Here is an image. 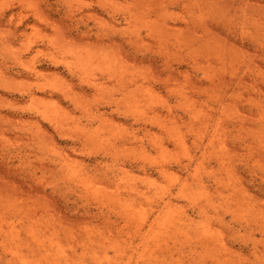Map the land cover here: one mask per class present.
I'll list each match as a JSON object with an SVG mask.
<instances>
[{"label":"bare ground","instance_id":"6f19581e","mask_svg":"<svg viewBox=\"0 0 264 264\" xmlns=\"http://www.w3.org/2000/svg\"><path fill=\"white\" fill-rule=\"evenodd\" d=\"M77 1V0H76ZM108 1H111V0H97V2H103V3H105L104 5L103 4H101V5H103V6H105V7H115V5H116V3L114 4V2H108ZM161 1V0H160ZM160 1H158V5H159V2ZM164 1V0H163ZM171 1V0H170ZM173 1V0H172ZM175 1V0H174ZM177 1H181V0H177ZM186 1V0H185ZM193 2H195L194 0H192ZM191 1V2H192ZM200 1H204L205 2V0H200ZM207 1V0H206ZM246 1V0H245ZM249 1V0H248ZM78 2L79 3H83L81 0L79 1L78 0ZM166 1H164V2H162V3H165ZM169 2V1H168ZM183 2V1H182ZM188 2H189V0H188ZM188 2H184L185 4H184V6H186V4L188 3ZM196 2H198V1H196ZM251 2L252 1H250L249 3L251 4ZM77 3V2H76ZM107 3L109 4V5H111V3H112V5L114 4V6H106L107 5ZM199 3V2H198ZM209 3H210V1H209ZM216 2H214L213 4H215ZM239 3H240V0H239ZM248 3V2H247ZM248 3V5H246V6H249L250 4ZM153 4V3H152ZM152 4L150 5V3H149V7L150 6H152ZM166 4H167V2H166ZM204 4V3H203ZM80 5V4H79ZM100 5V4H99ZM145 5H147V3H145ZM193 5H195V4H193ZM193 5H191V3H190V6H192L193 7ZM197 5V4H196ZM195 5V6H196ZM199 5L200 6H202L201 8H198V10H193L191 7H190V9H191V11H193L192 12V15L193 16H191V17H193L194 18V14H195V17L197 18V16H199V20L201 21V23L198 21H196V18H195V20H192L191 18H190V16H189V14H188V16H189V18L192 20V21H195V22H193V23H196L195 25L194 24H192L191 26L192 27H194V26H197V25H199L200 26V24H201V28H199V29H202V27H203V29L206 31V29H205V26H206V28H208V24L207 23H204V22H206V21H202L201 19H203L202 17H203V15L202 14H200V15H202L201 17H200V15H198L199 14V12H196V11H200V9L201 10H205L206 11V9L208 8L209 9V6H208V1L205 3V5H206V8H203L204 7V5H202L201 3H199ZM210 6H211V4H209ZM219 5V6H218ZM242 5V4H241ZM51 6V5H50ZM165 6V5H164ZM184 6L182 7V10L184 11ZM188 8H189V3H188ZM187 6H186V8H187ZM194 6V7H195ZM199 6V7H200ZM216 7L218 6L219 8L221 7L222 8V6H220V4H216L215 5ZM213 7V9H215L216 7ZM239 6V5H238ZM82 7H83V5H82ZM117 7V6H116ZM160 7H163V5L162 4H160L159 5V7H158V9L160 8ZM169 7V6H168ZM196 7H198V6H196ZM212 7V6H211ZM217 7V8H218ZM240 7V6H239ZM250 7V6H249ZM248 7V8H249ZM70 8V7H69ZM68 8V9H69ZM71 8H74V7H71ZM145 8L146 9H148V7L147 6H145ZM154 8V7H153ZM166 8L167 7H165V8H163L164 10L163 11H165L166 10ZM185 8V9H186ZM221 8L219 9V10H221ZM246 8V7H245ZM103 9V8H102ZM107 9V8H106ZM129 9H132V8H129ZM138 9V8H137ZM137 9H136V13H135V11H133L134 12V14H136L137 15V13H139L138 11H137ZM151 9V11H153V10H155V9H153L152 10V8L150 7L149 8V10ZM157 9V8H156ZM157 9V10H158ZM189 9V10H190ZM224 9V8H223ZM240 9V8H239ZM247 9V8H246ZM245 9V10H246ZM70 10V9H69ZM73 10V9H72ZM77 10V9H76ZM80 10V9H79ZM82 10V9H81ZM80 10V11H81ZM108 10V9H107ZM119 10V9H118ZM117 10V11H118ZM123 10H125V9H123ZM138 10H140V9H138ZM149 10H147L148 12H149ZM157 10H155V11H157ZM161 9H159L158 11H160ZM169 10V9H168ZM168 10H166L165 12H167ZM218 10V11H219ZM225 10V9H224ZM224 10H222L223 12H224ZM237 10H238V8H237ZM237 10H235V12L237 11ZM244 10V9H243ZM247 10H249V9H247ZM68 11V10H67ZM75 11V10H74ZM113 11H115V12H113ZM154 11V13H156ZM186 11V10H185ZM202 11V12H203ZM204 11V12H205ZM213 11V10H212ZM211 11V15H214V14H212V13H215L216 12V9L212 12ZM217 11V12H218ZM229 11V10H228ZM231 12H232V10H230ZM239 11V10H238ZM70 12H71V10H70ZM76 12V11H75ZM88 12H90V11H88ZM112 12L115 14V13H117L118 14V12H116V10L114 9V10H111V14H112ZM126 12H128V10H126ZM130 12V11H129ZM201 12V11H200ZM201 12V13H202ZM203 12V13H204ZM221 12V11H220ZM242 12V11H241ZM244 12V14H249L248 15V17H246V15H243L244 16V18L246 17V19L247 18H250V19H248L250 22H249V24L251 25V23H252V25H251V27L252 28H254L255 30H256V28L254 27V26H256V25H253V24H256V23H253V22H255L256 20H258V18H259V16L261 15H259V14H257V16H255L254 14H252L250 11H248L249 13H245V11H243ZM79 13V12H78ZM109 13V12H108ZM141 13H144V12H142L141 11ZM169 13H170V15H171V17H175V15L174 14H176V13H174V11H170L169 10ZM174 13V14H173ZM222 13V12H221ZM221 13H218L219 14V16H221L220 18V20H217L218 21V23H219V21H222V25L224 26L223 28H226V26H225V23H224V18H222L223 16H222V14ZM225 13V12H224ZM227 13V12H226ZM237 13V12H236ZM71 14H72V12H71ZM83 14V13H82ZM90 14H92V13H90ZM110 14V13H109ZM113 14V15H114ZM127 14V13H126ZM130 14V13H129ZM133 14V15H134ZM157 14H160V12L159 13H156V15ZM178 15L179 14H181V13H177ZM182 14H183V12H182ZM181 14V15H182ZM187 14V13H186ZM210 15V11H208V12H206V16L205 17H207V15ZM217 14V13H216ZM215 14V15H216ZM221 14V15H220ZM242 14V13H241ZM240 14V15H241ZM250 14H252V16L253 17H257V19L256 18H252V17H250L251 15ZM67 15L69 16V14L67 13ZM72 15H74L73 17H72V20L74 19V20H76L77 18L75 17L76 16V14H72ZM72 15H70L69 17H71ZM80 15V14H79ZM128 15V14H127ZM127 15H125V16H127ZM132 15V14H131ZM138 15H139V17H138ZM137 15V17L135 18V20H134V24L137 26V24H138V22H140L142 19L141 18H143V16L139 13ZM140 15H141V17H140ZM146 15H148V14H146ZM151 15H152V13H151ZM155 15V16H156ZM173 15V16H172ZM184 15V14H183ZM183 15L181 16V19L183 18L184 20H186L187 21V19H189L188 17H187V19H186V16L185 17H183ZM191 15V14H190ZM197 15V16H196ZM210 15V16H211ZM214 15V17H216L217 18V16H215ZM224 15V14H223ZM239 15V16H240ZM154 16V17H155ZM159 15H157L155 18H157ZM230 16H231V13H230ZM239 16H238V14H237V17L239 18ZM119 17V16H118ZM148 17H150V16H148ZM165 17H167V14L165 15V13L163 14V17L162 18H160V19H162L163 21H161L162 22V24L164 23V21L166 20V18ZM176 17L178 18V16L176 15ZM205 17H204V19H205ZM224 17H225V15H224ZM76 18V19H75ZM129 18V19H128ZM125 21L127 22V23H129L128 21H131L130 19L132 18V16H131V18H130V15H129V17H128ZM152 18V17H151ZM151 18H149V19H151ZM226 18V17H225ZM231 18H233V15H232V17ZM240 18H241V16H240ZM243 18V17H242ZM241 18V19H242ZM260 18H261V16H260ZM259 18V19H260ZM9 19V18H8ZM11 19V18H10ZM9 19V20H10ZM71 19V18H70ZM113 19V18H112ZM119 19V18H118ZM137 19V20H136ZM139 19V20H138ZM153 19V18H152ZM151 19V20H152ZM158 19V18H157ZM178 19H180V18H178ZM198 19V18H197ZM203 19V20H204ZM227 19V18H226ZM234 19V18H233ZM232 19V20H233ZM245 19V20H246ZM253 19H255V21H251V20H253ZM159 20V19H158ZM167 20H169V18H167ZM166 20V21H167ZM172 19H170V21H171ZM174 20L176 21V19L174 18ZM189 21V23L188 24H190V22H192V21ZM205 20H207V19H205ZM228 20V19H227ZM230 20V19H229ZM247 20V21H248ZM260 20H262V19H260ZM1 21V20H0ZM11 21V20H10ZM9 21V22H10ZM115 23H116V19L115 20H113ZM138 21V22H137ZM150 21V20H149ZM153 22H154V20H152ZM152 21H150V23L152 22ZM165 21V23L162 25V27H161V25L159 26L160 27V31L159 30H157V29H154V27H156L157 28V26L156 25H150V24H148V23H146L145 25H149L148 27L151 29V27L153 28V31L155 32V33H157V32H159V34L161 35V33L160 32H162L161 30H166V33H167V31H169V30H173V32H177V31H179V29L176 31H174V27L173 28H171V25L169 24V23H167ZM175 21H173V22H175ZM234 21H236V20H234ZM242 22H244V19H242L241 20ZM259 21V20H258ZM2 22V21H1ZM71 22V21H70ZM76 22V21H75ZM136 22H137V24H136ZM225 22H226V20H225ZM232 22V21H231ZM242 22H240V23H242ZM257 22V21H256ZM259 22H262V23H264L263 21H259ZM80 23V22H79ZM119 23H120V20H119ZM144 23V22H143ZM235 23V22H234ZM234 23H232V24H234ZM240 23H235L234 25H233V27L236 25H239V26H244L243 24L244 23H242V24H240ZM78 24V23H77ZM131 24H133L132 23V21H131ZM142 24V23H141ZM203 24V25H202ZM204 24H205V26H204ZM208 26H207V25ZM229 24H230V22H229ZM76 25V24H75ZM114 25L115 24H110L109 26H105V25H99V26H104V27H106L107 29H108V31L110 30V31H112V29L111 28H113L114 27ZM135 25H133V26H135ZM179 25H181L182 26V24H179ZM194 25V26H193ZM221 25V24H220ZM260 26H259V29H261L263 26H264V24L263 25H261V24H259ZM69 26V28L71 29L72 27L70 26V25H68ZM73 26V25H72ZM77 26V25H76ZM75 26V27H76ZM86 26V25H85ZM113 26V27H112ZM117 26V25H116ZM116 26L113 28V30H116L115 28H116ZM119 26V25H118ZM132 26V25H131ZM135 26V27H136ZM188 26V25H187ZM229 26V25H228ZM235 26V27H236ZM246 26V25H245ZM244 26V27H245ZM97 27V26H96ZM104 27H102L103 29H104ZM120 27V26H119ZM119 27H117V28H119ZM126 26H124V31H125V28ZM135 27H129L128 28V26H127V28H128V32H127V30L125 31V33L127 32V33H130V30L131 31H135ZM137 27H140V26H137ZM143 26L141 25V28H142ZM147 27V26H146ZM147 27V28H148ZM176 27H179V26H177L176 25ZM175 27V28H176ZM190 27V26H189ZM191 27V28H192ZM230 27V26H229ZM243 27V28H244ZM74 28V27H73ZM98 28V27H97ZM101 28V29H102ZM122 28V27H121ZM131 28V29H130ZM196 28V27H195ZM198 28V27H197ZM197 28H196V30H197ZM238 28V26L236 27V29ZM242 28V27H241ZM240 28V29H241ZM246 29H247V27H245ZM245 28H244V31H245ZM75 29V28H74ZM76 29H78L77 27H76ZM100 29V30H101ZM106 29V30H107ZM133 29V30H132ZM140 29V28H139ZM181 29H183V28H181ZM180 29V30H181ZM203 29H202V31H203ZM208 29H210V28H208ZM207 29V30H208ZM235 29V28H234ZM235 29V32L237 31V32H239L238 30H236ZM258 29V30H259ZM264 29V28H263ZM263 29H261V30H259L260 31V34L261 33H264V30ZM91 30V29H90ZM94 30V29H93ZM152 30V29H151ZM184 30V32H183V34H185V36H188L189 34V36H190V38H188V40H186V39H183V38H180V37H177V36H174V35H176V34H173L172 35V37L173 38H176V40L174 41V42H176L177 41V39L178 38H180V39H182V40H185L184 42H182L181 40H179V42H182L181 43V46H182V48L181 49H183L184 47H185V49H187L186 48V46H187V44L186 43H188L189 41H191V40H193V38H191L192 37V35L193 34H191V33H189V32H187V31H189V30H186V28L185 29H183ZM192 30H194L193 32H194V34H197L196 32H195V29H192ZM226 30H228V29H226ZM243 30V29H242ZM241 30V31H242ZM250 30V29H249ZM249 30H247V31H249ZM13 31V35H15V36H17L18 35V33L21 31L20 30V28H18V27H14V29L12 30ZM89 31V30H88ZM88 31L86 30L85 31V33L87 32L88 33ZM108 31H106V32H108ZM120 31H122L121 29L119 30V32ZM204 31V32H205ZM262 31V32H261ZM79 32H81V31H79ZM84 32V31H83ZM104 32H105V30H104ZM123 32V31H122ZM135 32H138V29L135 31ZM152 33L153 35L155 34V33ZM165 32V31H164ZM172 32V33H173ZM182 32L180 31V33L182 34ZM208 32V31H207ZM231 32V31H230ZM255 32V31H254ZM72 33V32H71ZM78 33V32H77ZM112 33V32H111ZM124 33V32H123ZM139 33V32H138ZM144 33V32H143ZM179 33V32H178ZM180 33H179V35H180ZM187 33H189L188 35H186ZM206 33V32H205ZM208 33L210 34V35H208ZM208 33H206V36H207V38H209L210 36H211V33H210V30H209V32ZM228 33H229V31H228ZM241 33V32H240ZM248 33H250V32H248ZM256 33V32H255ZM70 34V33H69ZM101 33H99L98 34V31L96 32V35H97V38H98V40H95V41H99L100 39H102L103 37H101V35H100ZM137 34V33H136ZM145 34V33H144ZM143 34V36H145ZM150 35H152L151 33H149ZM199 34V37H200V33H198ZM231 34V33H230ZM235 34V33H234ZM243 34V36H244V34H245V36L247 35V32L245 31L244 33H242ZM253 33H252V31H251V34L249 35L248 34V36H251ZM24 35V34H23ZM78 35H81L82 36V34H79L78 33ZM90 35V34H89ZM98 35H99V37H101V38H99L98 37ZM103 35L105 36V34L103 33ZM102 35V36H103ZM127 35H129V34H127ZM131 35V36H130ZM129 36L130 37H124V38H120V40H118V41H115V39L113 40L114 41V43H115V47H118V48H122V51H121V53H122V55H120V56H117L116 57V55H115V53H114V55H112L111 56V54H110V52L108 53L107 51H103V57H101V62H99L100 63V65H99V63H97L99 60H96L97 59V57H94V58H92V60L94 59V60H96L97 62L96 63H94V60H93V62L92 61H88V57L89 56H83L81 53H79V56H80V59H82V60H80V59H77L76 61H77V63H78V60H80L79 61V63H78V65H77V63H75L76 61H74L72 58L73 57H75V58H77V54L78 53H76L75 54V56H73L74 54H72L70 57H72L71 59L73 60V62L75 63V65H73L74 67H75V69L77 70L78 69V71H80L81 69L83 70V72L85 71V70H87V71H85V72H88V73H86L87 74V77H85L84 79H86V83H87V85H89V88H93V87H95V90H97L96 89V87L98 86L99 88H98V90L99 89H101L102 90V88H101V86H103L102 84H104V83H102L101 84V79L100 80H98V81H100V82H98V81H96V83H95V81H93V82H89V81H92V80H90V77H91V75H92V73H91V75H88L89 74V71H88V69H90V67H91V69H92V66L93 65H91L92 63H94V65L95 64H97L96 65V67L95 66H93V68H94V70H95V68H97L96 70L98 71V70H100V74L102 73V69H99V67L101 68L102 66L101 65H103L104 64V68H106L105 67V65H108V64H110L111 66H115L116 64H114V63H117L118 65L120 64V66H118V65H116L115 67H117L118 66V68L120 67V69H118V68H116L115 70L116 71H118V70H121L122 72H123V70H125L124 72H123V74L124 75H126L127 74V79L125 80V82H124V87L125 88H121V89H123L124 91H125V93L129 96H123V98H126L127 100L125 101L126 103V105H127V101H131V100H129L130 99V97H134L135 95H137L139 98H140V100H143L144 101V103H146L145 101L146 100H148L145 96L143 97L142 95L144 94L143 92H145V91H143L144 89H146V92H148L149 91V96L151 97V101H154V97L156 96V98L158 99V98H160V99H158V100H160L161 101V104L160 103H158V105L157 106H160V108L159 107H156L155 106V108H154V112L152 113V115H151V113L149 114L148 112H147V110H143V109H141V107H143V106H140V104L143 102V101H141L140 103H137V101L135 102V100L133 99V101L134 102H131L130 104L128 103V105H131L132 106V104H134V106L136 105L135 103H137V105L135 106V107H133V108H136L137 109V111H133L132 112V109L133 108H127V110H129V111H131L130 112V114L128 113H125V110L122 108V110H120V111H117L116 109L118 108V106H117V108L115 109H113L114 111L116 110L117 111V113L119 112H121V111H124V112H122L123 114H125V115H127V118H128V122H129V120L132 122H130L131 123V125H130V127H132V129H134L136 126H138V127H136L135 129L136 130H133L131 133H129V137H127L128 139V141H130V144H133L132 146H130V144H127L128 142H126V144H127V146H128V154L130 153V149L132 150V149H141L142 151H144L143 150V147H145V145L146 144H149V145H151L152 146V148H154V149H158V150H160L161 151V153H159L160 151H158L157 150V154H155V153H153L152 151L151 152H149V151H147V152H149L150 154L152 153V155L155 157H157L158 155V157L160 158V159H158V162H154L153 163V160L152 161H150L152 158L151 157H153V156H151V157H149V159H146L147 161L149 160V164L151 163L152 165H154L155 166V169L158 171V173L164 178V181H165V179H166V181L163 183L164 185H162V183H161V181H158V175H156V176H158L157 177V179L156 178H151V177H155V176H152V174H150V176H147V177H145V181H144V179H142V181H144L143 183H141V184H143V186H145L144 184L146 183V187H149V190H152V189H156L155 191H157V193H156V196H154V193H152V196L153 197H157V200L155 201V204L156 205H152L153 206V208L150 210V208L149 209H147L148 207H149V205H147V204H145V205H147V207L146 206H144V205H142V207L140 206L141 204H140V200L142 199V198H139L138 197V195H140L141 197L142 196H147L148 195V192H147V190L145 191L144 189H142L141 187H140V185H138V184H136V182L134 183L133 181L135 180V181H137L136 180V177H138V179H139V176L141 175V174H144V173H141L139 176H138V172H137V174H135V175H137V176H135L134 175V172H133V174H132V172L130 171V173H129V171H128V169L129 168H126L127 166H125V165H120V166H118V167H116V166H114V168H108V167H105L107 170L106 171H104V172H101L103 169V167L101 168V173H100V176H99V173L98 172H96L95 174H94V176L96 175L97 176V178L96 179H99V180H95V179H91V177L89 176V173H88V169L89 168H92V167H89V168H87V170H85L87 173L85 174L84 172V166H83V168H81V169H83V171H81V169H80V167L78 166V168H76L77 167V165H73V163H72V165L73 166H76V167H73V168H71V162H75V160H71L69 157H67L66 155H62L61 153H60V157H59V154L56 156V155H54L55 156V158H57L56 160H54L55 158L53 157V163H55V164H57V166H58V168H59V166H61L59 169L60 170H67L69 167H70V169H73L72 171L70 170V169H68L67 170V173H68V171H71V172H69V176L68 175H65L64 173V175H63V178L64 179H68L69 177V182L70 183H72V182H74V184H76L77 186L76 187H78V188H76V189H80L81 188V190H83V191H80V192H84L83 194H85L86 196H87V200H88V196L89 197H91V199H90V203H92V201L94 200V202H96V203H99L100 205H110L108 208V212H106V211H101V209H100V211L99 212H96V211H94L93 209H90V208H87V210H85V212H84V215H82V216H80V217H78V218H76L77 220H78V222L79 223H77V221L76 222H74L75 224L77 223L78 224V227H79V229H78V227H77V224H76V226H73V225H71V226H73V228L71 227V226H69L68 224L66 225L65 223H64V219H62L63 220V222L60 220V219H55V218H46V219H44L43 220V218L42 217H36V215L38 214L39 215V213L37 212H35V211H37L38 209H36V207H35V209H33V207H30V212H32V211H34L35 212V217H34V215H33V218H31L27 213L25 214L24 213V211L23 210H26V209H23V207H21V209H20V205H19V203H17V200L16 201H14L12 198H10L9 196H5L4 197V195L0 192V264H236V263H238V261H239V263L238 264H256V262L258 263V262H260V264H264V239L260 242L257 238H255L254 237V235H253V229H252V231L249 229L248 230V232H252V235L251 234H249L250 236H249V238H245V239H243L242 237H240L241 239H243L242 241H243V246H241V248L239 249V250H237V249H235L234 247H231V246H229L227 243H228V241L229 240H227L225 237H224V232H223V229L225 228L224 226H226L227 225V221H228V219H227V221H226V219L224 218V217H222V215H220V213H223V212H220V213H218L219 212V209L217 210L216 208L218 207V206H215V204H213V200H212V191H216V192H218L221 188V186H222V184H224V186H228V185H230V186H232L231 185V183H230V181L229 182H227L228 181V178H226L225 176L227 175H225V176H222L223 174H224V172H227V173H229L228 175L229 176H231V177H233L232 178V180L234 179V185H233V191L234 192H232L231 191V193H234V196H235V194L238 196V198L239 199H241V197L244 195L245 196V198H244V196L242 197V198H244V199H250V201H247V204H245L246 203V201L245 200H243V199H241V201L243 200V205L244 206H242V204L239 202V205L241 206V208L242 207H246L247 208V206L250 208V202H251V211H248V210H250V209H246V210H244L243 211V209L244 208H242V209H239L240 208V206H238L234 201V204H236L235 205V208H237V209H239V210H242L243 212H245V214L243 213H235V212H237V211H235L234 213H232V223L234 222V223H236V224H239V225H241L242 227L243 226H246V227H250V226H254V223H255V226L257 225L258 227H261L260 229H262L261 231H263V238H264V209H262V207H264V206H261L262 204L264 205V199H262L261 197V195H257V196H255V194L254 193H251V191L249 190V188L247 189V188H245L244 186H243V182L241 183V181L244 179H242L241 177H243V176H239L241 179H239V177L237 176L236 177V174H234L235 172H237L236 170H234L233 171V169L231 170L230 169V164H232L231 162V159H233V156L230 158V153H231V155L233 154L232 152L233 151H231L230 152V148H231V146L230 145H228L227 144V140H226V132H223V133H221L222 131H226V130H228V129H223V130H219V129H221V125H219L220 124V122H218L219 124H217L218 126H217V128L216 129H214V127H213V129H212V127H211V129L213 130L211 133V135H208V133H210V131L207 133V132H205L206 133V135H204V131L202 130V126L206 129V131L207 130H209V129H207L206 127V125H208V122L209 121H207V119L206 118H210V119H212L214 116H215V113L216 112H218V110H219V113H221V112H223V114H227L225 111H228V110H226V108H227V106H229V105H227L226 106V102L227 101H224V100H226V99H224L223 100V98H219L218 100H216V98H213V97H211L210 96V101L209 100H207V101H209V102H211L212 101V105H210V103L208 102V104L210 105V106H208V104L206 103L207 101H204L206 104V106H208L209 107V110H208V107H207V109L206 110H202L203 109V107H204V105H203V107L200 105L201 104V102L199 101L198 103H200L199 105L201 106V109H200V106H199V109H198V103L196 104V101H195V99L193 98V100L189 97V94H187V92H182V89H183V87L182 88H178V85L179 84H175L174 86L169 82V81H171V79H173V80H175L176 81V83H181V81L180 80H184V82L188 85V84H192L193 85V87L194 88H198V90L200 91L201 89V91L200 92H202V91H204L205 89H206V91L208 92V90L210 89V86H208L207 84L205 85V86H208V87H204V89H203V87L202 86H200L202 83H203V81H202V78H200L199 76H196L194 79H192L191 78V80H190V76L191 75H189V74H187L188 72H185V71H183L182 70V66L180 65V63H179V65L178 66H176L173 62H174V60H172L171 59V57H169L171 54L173 55V54H175V53H170L169 52V54L170 55H168V52H166L167 53V55L166 54H164L163 53V47L160 45V46H158L157 45V47H156V49L158 48L159 49V47H162V48H160V49H162L163 51H160L161 53H159L158 51V53H156V54H159V55H153V54H147V49L145 48L146 47V45L144 46V48L146 49V53H143V52H145V51H143V49H134L135 51H131V50H129L128 48H127V46L129 47L130 45H132V46H134L135 45V42H136V40H137V38L139 37V34H137V35H134L133 33L132 34H130ZM133 35V36H132ZM153 35L151 36V38H154L153 37ZM156 35V37H157V42H159V39H162V37H159L158 38V36H157V34H155ZM154 35V36H155ZM163 35V34H162ZM161 35V36H162ZM171 35V34H170ZM232 35H233V33H232ZM237 35V34H236ZM256 35V34H255ZM262 35V34H261ZM70 37H71V35H69ZM84 36V35H83ZM88 36V35H87ZM111 36V35H110ZM120 36H122V35H120ZM125 36V35H124ZM196 36V35H195ZM203 35H201V37H202ZM209 36V37H208ZM244 36V37H245ZM253 36V37H252ZM251 37L253 38H251L252 40H254V39H256L255 37L257 36H255L254 37V34L252 35ZM145 37H147V36H145ZM182 37H183V35H182ZM204 37V36H203ZM212 37V36H211ZM90 38V37H89ZM88 38V39H89ZM96 38V39H97ZM105 38H107L108 39V37L106 36ZM140 38V37H139ZM164 38V37H163ZM165 38H169V37H165ZM165 38H164V40H165ZM184 38H187V37H184ZM243 38V37H242ZM241 38V39H242ZM247 38V37H246ZM258 38V37H257ZM260 38V37H259ZM264 38V37H263ZM141 39V38H140ZM191 39V40H190ZM194 39H196V40H198L197 38H194ZM218 40L219 39H221V38H217ZM249 39V38H248ZM43 40V39H42ZM103 40V39H102ZM101 40V41H102ZM106 40V39H105ZM143 40H145L144 38H143ZM154 40V39H153ZM167 40H170L171 41V39H166V42H164L163 44H167L169 41H167ZM195 40V41H196ZM200 40H201V43L200 44H202V45H200L199 47H201V48H203V49H200V51H202V54H203V51H205V48L207 47V45H208V48H207V50H209V52L212 50V45L214 44V47H217L215 44H216V42L214 41L213 42V44L211 45V42H212V39H211V42H208V40L207 39H205L206 41H204V42H202V38H200ZM226 40V39H225ZM230 40H232V39H230ZM251 40V41H252ZM93 42V43H96V42ZM101 41H99L100 43H101ZM107 41H111L110 43L112 44V40H107ZM220 41V40H219ZM223 41H224V39H223ZM222 40H221V43L222 44H224V42H223ZM233 41V40H232ZM231 41V42H232ZM250 41V42H251ZM259 41V43L260 44H258V42L257 41H255L257 44H258V49L260 50H258L257 52H259L258 54H259V56H261L262 57V61H263V67H264V41L263 42H260V41H262V40H258ZM45 42H47V45L50 47H53V48H55L56 46L55 45H52V43L51 44H49L50 43V41H45ZM49 42V43H48ZM103 42H106V41H103ZM179 42H177V45H178V43ZM193 42V44H194V41H192ZM192 42H190V44H189V46L190 47H188V49L189 50H187V52H186V50L185 49H183L185 52H186V54L188 53V51H190L187 55V57H189L190 56V53H191V50H193L192 51V53L194 52V45H192ZM196 42H198V41H196ZM195 42V43H196ZM228 42H229V40H228ZM227 41H226V43L225 44H227L228 43ZM34 43V42H33ZM33 43H31L32 45H33ZM107 43V42H106ZM109 43V44H110ZM162 43V42H161ZM184 43V45H182ZM206 44V43H208V44H206V46L204 45V44ZM210 43V44H209ZM253 43V42H252ZM57 44H58V42H57ZM159 44H160V42H159ZM174 45H175V43H173ZM186 44V45H185ZM229 44H230V42H229ZM233 44H236V43H233ZM46 45V44H45ZM96 45V44H95ZM170 45H172V44H170ZM174 45H172V47L170 46V48H173V47H175ZM210 45V46H209ZM237 45V44H236ZM253 45V44H252ZM260 45V46H259ZM31 46V45H30ZM63 47H64V45H62ZM92 47H90V50H91V48L92 49H95V47L97 48V46H93V45H91ZM101 46H103L102 44H101ZM105 44H104V48L103 47H101L100 49H99V51L100 52H102V50L101 49H106L105 48ZM112 45H110V47H111ZM136 46H139V45H136ZM165 46V45H164ZM169 46V45H168ZM191 46H193L192 47V49H191ZM197 46H198V44H197ZM204 46H205V48H204ZM220 46H222L221 44H220V42H219V47ZM142 47V46H141ZM232 47H235V46H233L232 45ZM255 47V46H254ZM58 48V47H57ZM62 48V47H61ZM143 48V47H142ZM211 48V49H210ZM222 48H223V46H222ZM221 47H220V49H222ZM225 48L226 47H224V52L225 53H228V52H226L225 51ZM231 49L229 46H227V48L226 49ZM52 49V48H51ZM56 49V48H55ZM54 49V50H55ZM109 49V47L106 49V50H108ZM132 49V50H133ZM191 49V50H190ZM199 49V48H198ZM214 49H218V47L217 48H214ZM220 49L219 50H214L212 53H210V57L209 58H213V59H211L210 60V64L212 63V62H216L217 60H218V58L219 57H221V54H222V52L223 51H220ZM228 49V50H229ZM233 49V48H232ZM231 49V52H232V54L231 55H233V56H235L234 54L235 53H233V50ZM238 50L239 48H235V50ZM28 50H30V48L28 49ZM43 50H44V48H43ZM60 50V49H59ZM97 49H95L94 51H96ZM168 50V49H167ZM166 50V51H167ZM176 50V49H175ZM227 50V51H228ZM256 50V49H255ZM94 51H93V53H94ZM141 51H143V52H141ZM168 51H170V50H168ZM172 51V50H171ZM196 51V50H195ZM215 51L217 52V54H218V57H217V59L215 60V58H216V56H214L213 54H216L215 53ZM218 51H220V55H219V53H218ZM43 53V51H39V52H37L38 54H41V53ZM45 52V51H44ZM46 52H47V50H46ZM56 52V51H55ZM90 52V53H89ZM97 52H98V50H97ZM105 52V53H104ZM208 52V53H209ZM238 52V51H237ZM239 52L240 53H242L241 52V50L239 49ZM85 53V52H84ZM86 53H89V54H91V51H89L88 50V52H86ZM85 53V54H86ZM106 53H107V55H106ZM113 53V52H112ZM163 53V54H162ZM48 54H49V50H48ZM48 54H47V57H49V58H51L52 59V56L51 55H49L48 56ZM52 54V53H51ZM97 53H95V54H93L92 55V57L95 55V56H98L99 54H97ZM102 54V53H101ZM100 54V55H101ZM110 54V55H109ZM116 54L118 55V51L116 52ZM182 54V53H181ZM196 54V53H195ZM195 54H191V55H195ZM201 54V52L199 53V56L201 55V56H204V58H205V55H202ZM56 55V54H55ZM183 56H186L185 55V53L184 54H182ZM182 55L180 56V57H182ZM208 55V54H207ZM206 55V57L207 58H205V60L206 59H208V56ZM224 55V54H223ZM229 55V54H228ZM231 55H229L230 57H231ZM78 56V57H79ZM91 56V55H90ZM115 56V57H114ZM211 56H214V57H211ZM227 54H225V56H222L221 58H219V60H223V61H221V64H222V62L224 63V59L226 58L227 59ZM228 56V58H229V60L231 61L232 59H230V57ZM232 56V57H233ZM242 56V55H241ZM82 57V58H81ZM85 57V58H84ZM86 57H87V59H86ZM173 57H174V55H173ZM177 57V56H176ZM190 57H192V56H190ZM189 57V60H191L192 58H190ZM224 57V58H223ZM231 57V58H232ZM74 58V59H75ZM96 58V59H95ZM99 58H100V56H99ZM118 58H119V61H116V60H118ZM198 58V57H197ZM54 59V58H53ZM67 59V58H66ZM66 59H64V60H66ZM70 58H68V60H70L69 62H70V64H71V62H72V60H71ZM83 59H86V61L84 60L83 61ZM184 59V58H183ZM194 59V58H193ZM192 59V60H193ZM196 59V58H195ZM195 59L193 60V62H195ZM236 59H237V57H235V59H234V57H233V61H235V65L236 66H240L241 67V65L242 66H245V65H247V67L245 68V69H243V73L242 72H240L241 70H242V68H240V70H239V68L238 69H235L236 68V66H234V63H233V68L235 69L234 71H233V69H232V73H231V77H230V83H228V84H232V85H234L235 86V91H234V94L236 95V94H238V96L240 97V98H242L241 99V101L243 102V103H245L244 104V106H243V108H244V110H245V112L246 113H243V115L242 114H240L239 112H236V113H239L240 114V116L238 117V115L235 113V115H237V119L235 118V120L233 121V122H235V124L236 123H238V124H236V126L237 125H239L242 129H247L248 128V130H246L245 132H246V135H248V133H249V135H248V137H243V138H240L239 139V141H238V148L236 147V149L238 150V151H240V150H244V151H248V156L250 155L251 156V154H252V151H255L256 152V154L260 157V159L263 161H259L260 162V164L262 163V164H264V70L261 68V66H257V65H254V66H249L253 61H250V62H247V60L246 61H244V60H242L243 59V57L241 58H238V60L236 61ZM239 59L241 60L240 62H239ZM90 60H91V58H90ZM189 60H187V62L189 61ZM218 60V61H219ZM227 61L229 64L227 65V66H230V69L232 68V62L233 61H231V63H230V61ZM250 60V59H249ZM248 60V61H249ZM53 61V60H52ZM51 61V62H52ZM59 60L57 59V62H58ZM89 62V64H90V66H89V64L87 65L86 64V62ZM243 61H244V63H246V64H244L243 63ZM16 62V61H15ZM57 62H54L53 61V63H55L56 65L58 64L59 65V63H60V61L57 63ZM83 62H85V64L87 65V66H89L88 67V69L87 68H84V65H82V63ZM87 62V63H88ZM208 62H209V60H208ZM215 62H214V67L215 66H217L218 64H219V62H217L216 64H215ZM237 62V63H236ZM242 62V63H241ZM64 64H66V62L64 61L63 62ZM182 63V62H181ZM207 63V62H206ZM248 63H250L249 65H248ZM18 64H19V62H18ZM20 64H23L22 62H21V60H20ZM145 64H147L148 65V69H145V68H141V66H143V65H145ZM197 63H193V64H189V65H193V67L194 66H197L196 65ZM210 64L208 63V67L210 66ZM221 64H219V68H221V69H223L222 68V66H221ZM239 64H241V65H239ZM244 64V65H243ZM67 66H71V70L72 71H75L72 67V65H69V64H66ZM80 65V66H79ZM212 65V64H211ZM109 66V65H108ZM111 66L110 67H107L108 68V70H106V69H104L103 67V69H104V71L106 72V74H110V73H112L113 71H115V70H113L115 67H113L112 69H111ZM225 66V64L223 65V67ZM255 66H257L256 68H255ZM79 67H81V68H79ZM83 67V68H82ZM125 69H124V68ZM218 67H217V69L216 70H214V74H216V71L218 70L220 73L223 71V70H219L218 69ZM29 68H31V67H29ZM46 68V67H45ZM68 69H69V67H67ZM122 68H123V70H122ZM195 68H198V67H195ZM209 68H211V67H209ZM247 68H249V69H247ZM252 68H254V69H252ZM33 70H31L30 69V71L29 72H33V74H39L42 70H39V69H37L36 67H34V68H32ZM65 69H66V67H65ZM110 69L112 70V72H110L109 73V71H110ZM139 69H145V70H147V71H145L144 70V72L143 71H138ZM149 69H151V70H149ZM191 69V68H190ZM229 68L227 67V70H228ZM230 69L228 70L229 72H230ZM93 69H92V72L94 71ZM192 70V69H191ZM205 70H208V69H204L203 71H202V73H201V76L203 75V72L205 71ZM224 70L226 71V68L224 67ZM246 70H248V72L246 71ZM96 71V72H97ZM217 71V72H218ZM224 71V72H225ZM228 71H226L227 72V74L229 73ZM239 71V72H238ZM82 72V73H83ZM96 72H93L94 74L92 75V77L93 78H95V74H96V76H97V74L99 73H96ZM128 72V73H127ZM140 72H142V73H140ZM207 72V73H206ZM209 72H210V70H209ZM224 72H222L221 73V76H224V75H226V77L225 78H223L224 80L226 79V78H228L227 77V74H223ZM248 73V74H246V73ZM250 72V73H249ZM76 73H79V72H76ZM104 73V72H103ZM102 73V74H103ZM114 73V72H113ZM120 73V72H119ZM119 73H117V74H119ZM220 73H218V74H220ZM18 75H19V72L17 73ZM74 74V73H73ZM99 74V76H101ZM106 74H105V76H106ZM123 74H119V76H121V77H123L122 75ZM191 74V73H190ZM194 74V73H193ZM192 74V76H194ZM199 74V73H198ZM205 75H204V78H206V79H208L209 81H211L212 83H214L215 81H214V79L216 78L215 76H217L218 74H216L215 76L214 75H212V74H210V73H208V71H205V73H204ZM246 74V75H245ZM13 75V74H12ZM77 76H78V74H76ZM82 75H84L85 76V74H82ZM111 75V74H110ZM113 75V74H112ZM116 75V74H115ZM115 75H113L112 76V79L114 80H116V78H118V75H116V77H115ZM156 75V76H155ZM162 75H166V80H165V82H164V86H162L164 89H165V92H166V94L164 93V95L163 94H160V92H158V91H156V85H152V84H150V79H156L157 78V76H162ZM228 75H230V74H228ZM14 76H15V74H14ZM21 76V75H20ZM81 75H80V73H79V79L81 78L80 77ZM90 76V77H89ZM98 76V77H99ZM103 76V75H102ZM108 76V75H107ZM89 77V78H88ZM109 77V76H108ZM111 77V76H110ZM114 77V78H113ZM16 78V77H15ZM17 78H18V76H17ZM21 78V77H20ZM106 78V77H105ZM217 78H219V76L217 77ZM222 78V77H221ZM84 79H82L81 78V80H80V82H82V83H85V80ZM103 79H104V77H103ZM102 79V80H103ZM88 80V81H87ZM96 80V79H95ZM112 80V81H113ZM114 80V82H118L117 80L115 81ZM119 80V79H118ZM224 80H218V81H221V82H218V83H223L224 82ZM84 81V82H83ZM145 81V85H144V83H142V82H144ZM147 81V82H146ZM205 81V80H204ZM89 82V83H88ZM99 83V85H101V86H99V85H97L98 83ZM114 82L112 83V85L114 84ZM210 82V83H211ZM111 83V82H110ZM150 84V88H149V85L147 86L146 84ZM152 83V82H151ZM224 83H226V84H224ZM223 84H224V87H225V85L227 86V81L226 82H224ZM119 85H120V82L118 83ZM111 84L110 85H108V87L109 86H111L110 87V90H111V88H113L114 86H112ZM191 85V86H192ZM203 85V84H202ZM215 85H217V84H213L212 85V88H215L216 89V86ZM222 87H223V85L222 84H220ZM121 86L123 87V84L121 83ZM146 86V87H145ZM177 86V87H176ZM213 86H215V87H213ZM218 86V85H217ZM179 87H181V86H179ZM201 87V88H200ZM116 88V86L114 87V89ZM156 88V89H155ZM162 88V89H163ZM200 88V89H199ZM207 88H208V90H207ZM211 88V89H212ZM53 89V88H52ZM55 89V88H54ZM56 89H59L58 87H56ZM54 90L55 92H60L62 95L64 94L65 95V93H64V90L66 89V88H62V89H64V90H62V89H60L59 91L58 90ZM84 89V88H83ZM103 89L105 90V88L103 87ZM126 89L127 90H129L128 92L126 91ZM131 89V90H130ZM143 89V90H142ZM220 89H222L221 87H220ZM45 90V89H44ZM107 90V89H106ZM103 91L102 90V92L100 91V93H98V94H100L101 96H102V94L104 95V92H105V94L106 95H104V96H99L98 94H94L93 92V94L96 96V98H94L95 100L94 101H98L99 103H97V104H100L101 102H103L104 103V101H100V98L101 99H103L104 100V98L103 97H106L109 93L107 92V91ZM117 90V89H116ZM115 90V91H116ZM119 90V89H118ZM140 90H142V92H140ZM160 90V89H159ZM197 90V91H198ZM223 90V89H222ZM242 90H247L248 91V96L247 97H243V93L241 92ZM20 91H22V90H20ZM52 91V90H51ZM63 91V92H62ZM85 91V90H84ZM87 91H88V89H87ZM92 91H93V89H92ZM99 91H97V92H99ZM214 92L213 91V89L212 90H210L209 92ZM220 91V90H219ZM225 91V90H224ZM23 92V91H22ZM45 92V91H44ZM83 92V91H82ZM89 92V91H88ZM108 94H107V93ZM140 92V93H139ZM145 92V94L144 95H147V93ZM211 92V93H212ZM218 92V91H217ZM241 92V93H240ZM50 93V92H49ZM84 93H86V91L84 92ZM91 93V92H90ZM91 93V94H92ZM112 93V92H111ZM113 93L115 94V92L113 91ZM112 93V94H113ZM143 93V94H142ZM174 94V93H177L178 95H179V98H182V100H180L179 102L181 103V105H182V107H183V110H185V111H183V112H186L187 114H189V116H191V119L194 121V123L196 122H198V125H199V122L201 123V121H202V118L204 119V117H205V119L206 120H203V123H201L202 125H201V127H195V125H196V123H195V125L193 126H190V124L189 125H185L186 123L184 122V121H180V119H181V117L183 118L184 116L183 115H178L176 112H177V107L179 108V106L180 105H178L177 107H176V103H174L175 104V106L174 105H172V104H170V102H172L171 100H170V102H168L167 100H169V98L166 100V101H164V102H162L163 100H164V97L167 95V94ZM225 93V92H224ZM29 94H30V92H29ZM33 94V93H32ZM31 94V95H32ZM51 94V93H50ZM67 94V93H66ZM74 94H76V93H74ZM90 94V95H91ZM140 94H142V95H140ZM210 93H208V95H209ZM219 94V93H218ZM222 94V93H221ZM54 95V94H53ZM52 95V96H53ZM62 95L61 96H59V99H61L60 97H62ZM73 95V94H72ZM81 95H83L82 93H81ZM87 95V94H86ZM97 95H98V97H99V99L98 100H96L97 99ZM161 95V96H160ZM162 95H163V97H162ZM175 95V94H174ZM220 95V94H219ZM219 95H217V96H219ZM224 95V94H223ZM32 96H36V93H35V95H32ZM32 96H29V97H32ZM51 96V97H52ZM66 96V98L68 99L69 97H71V96H68V95H65ZM65 96H63L64 97V99H65ZM68 96V97H67ZM92 96V95H91ZM109 96V95H108ZM108 96H107V98H106V100L108 101V103H110L109 101H111V100H109V99H111L110 97H109V99H108ZM121 96V95H120ZM121 96V97H122ZM148 96V95H147ZM170 96V95H169ZM33 97V98H34ZM46 97V96H45ZM44 97V98H45ZM49 98V96H48V100L49 99H52V98ZM78 97H79V95H78ZM83 97V96H82ZM115 97V96H114ZM114 97H113V99H114ZM143 97V98H142ZM221 97V96H220ZM33 98H31V99H33ZM37 97H35V99H36ZM75 98V97H74ZM85 98H87V96L85 97ZM166 98H167V96H166ZM177 97H175L174 98V100L176 99ZM179 98H177V99H179ZM212 98H213V100H212ZM47 99V98H46ZM45 99V100H46ZM73 99V98H72ZM75 99H82L81 97H79V98H75ZM88 99H90L89 97H88ZM170 99H171V97H170ZM176 99V100H177ZM48 100H46L47 102H50V100L48 101ZM53 100V99H52ZM83 100H84V98H83ZM117 100H122L120 97L117 99ZM125 100V99H124ZM149 100V101H150ZM215 100H216V102H215ZM55 101V100H54ZM54 101H52L51 103L54 105L53 106V109H51L52 108V106H51V104L49 105V104H47L48 106H49V108H48V106H46L47 108H45L44 106L45 105H43L42 107L44 108V110H41V113L44 115V118H47V116L49 117L50 116V109L51 110H55L54 112H56V116H54V117H56L55 119H54V122H53V119H52V121H51V123L52 124H55V122H58V117L59 116H57L58 114V111L60 112V108H62V106L60 107V106H57L56 105V103L57 102H54ZM58 102L60 101V100H57ZM71 101V100H70ZM76 101H78V100H76ZM114 100H112L111 102H113ZM148 101V102H149ZM195 101V102H194ZM43 102V101H42ZM46 102V103H47ZM71 102H73V101H71ZM84 102H88L89 103V100H86V101H84ZM82 100H79L78 102H77V104L76 105H78L79 103H82V104H79V105H81L82 106V108L84 107L85 108V111H86V109H87V107H88V109L90 110V111H88L89 113L91 112V113H93L94 111L93 110H91L90 108H89V105H92L91 103L88 105V106H86V104H83L84 103ZM122 103H123V100L121 101ZM156 101H154V104H152V105H155L156 103H155ZM179 102H177V104L179 103ZM193 102V103H192ZM44 103V102H43ZM46 103H44V104H46ZM108 103H106V104H108ZM114 103H116V100H115V102ZM153 103V102H152ZM58 104V103H57ZM60 104V103H59ZM63 104V103H62ZM74 104H75V102H74ZM97 104H95V105H97ZM105 104V103H104ZM150 104L151 103H148V106H146V107H149L150 106ZM202 104H204V103H202ZM57 106V108H55L56 106ZM100 105H102V104H100ZM109 105V104H108ZM114 105V104H113ZM116 105V104H115ZM119 105V104H118ZM218 106H219V108H218ZM38 107H39V105H38ZM60 107V108H59ZM94 107H96V106H94ZM100 107V106H99ZM99 107H98V109H99ZM115 107V106H114ZM119 107L121 108V106L119 105ZM145 107V108H146ZM151 107V106H150ZM59 108V109H58ZM65 108H66V106H65ZM64 108V109H65ZM152 108V107H151ZM47 109V110H46ZM63 109V108H62ZM67 109V108H66ZM65 109V110H66ZM76 109L77 110H79V107L77 108L76 107ZM75 109V110H76ZM81 109V108H80ZM97 109V108H96ZM135 109V110H136ZM139 109H141V111L139 110ZM228 109V108H227ZM65 110H63V111H61V112H64L65 113V115H67L66 114V112H65ZM102 110V109H101ZM119 110V109H118ZM134 110V109H133ZM205 111V112H207V114H208V117H206L205 115H204V117H203V112L202 111ZM40 111V110H39ZM39 111H37L36 110V112L38 113ZM81 111V110H80ZM86 111V112H87ZM148 111H150V109L148 110ZM18 112V111H17ZM17 112H11L10 114H7V115H5L4 117H2V115H0L3 119L1 120L0 119V122H2V121H5L6 123H8V124H12L13 126L15 125V128L17 127V125L18 124H21L20 123V121L22 122L23 121V119H22V117L20 118V117H18V114H19V112L17 113ZM54 112L52 111V113L54 114ZM81 112H83L82 114H86V113H84V110H82ZM87 112V113H88ZM99 113H100V111H98ZM98 112L96 113V114H98ZM151 112V111H150ZM225 112V113H224ZM229 113H231V115H233L232 114V112L231 111H228ZM40 113V112H39ZM38 113V114H39ZM40 113V114H41ZM67 113L71 116L72 114H70L71 112H68L67 111ZM89 114L88 115V117L90 118V117H92L93 118V116H94V114ZM95 113V112H94ZM102 113V112H101ZM100 113V114H101ZM182 113V112H181ZM203 113V114H202ZM36 114V113H35ZM154 114V115H153ZM183 114V113H182ZM186 114V115H187ZM206 114V113H205ZM206 114V115H207ZM223 114H221L222 116H223ZM52 115V114H51ZM60 115V114H59ZM64 115V114H63ZM87 115V114H86ZM91 115V116H90ZM93 115V116H92ZM102 115V114H101ZM101 115H100V120H101ZM104 115V114H103ZM217 116H218V113L216 114ZM20 116V115H19ZM42 116V115H41ZM83 116V115H82ZM81 116V117H82ZM98 116H99V114L98 115H96L95 117H97L98 118ZM106 116H108V114L106 115ZM124 116V115H123ZM181 116V117H180ZM188 116V115H187ZM216 116V117H217ZM222 116H220V117H222ZM0 117V118H1ZM66 117V116H65ZM72 117H73V119L71 118L70 120H71V122H72V124L76 121V119H80L79 117H77V116H75L74 114L72 115ZM76 119H75V118ZM87 117V116H86ZM93 118V119H97V118ZM126 117V116H125ZM233 117V116H232ZM18 118H20L19 119V121H18ZM31 119L30 120H36V119H33L32 117H30ZM39 118V117H38ZM91 118V119H92ZM103 119H105V121H99V122H103V125L104 124H106V120L108 119V117L107 118H105V115H104V117H102ZM110 118H112L111 116H110ZM113 118H114V116H113ZM185 118V121L187 120L188 121V119H190V118H186V117H184ZM215 118V117H214ZM223 118H224V120H225V118L226 117H222V118H220L221 120L220 121H222V123L224 124V126H226V122H223L224 120H223ZM229 118H231V117H229ZM229 118L227 119V120H229ZM64 119H67V117L66 118H64ZM179 119V120H178ZM234 119V118H233ZM19 122H17V121ZM41 120H42V118H41ZM41 120H38L37 119V124H38V122L39 121H41ZM61 120H63V116H62V113H61V116H60V120L59 121H61ZM70 120H68V121H70ZM74 120V121H73ZM81 120V119H80ZM112 120V119H111ZM111 120H107L108 121V123L106 124L107 125V127H106V125H104V127L105 128H111V129H106V130H110L109 132H110V134H112L113 136L111 137L110 135H107V136H102L101 134V137L102 138H104V137H106V138H109V139H111V138H115L116 139V137H115V135H114V132H117L116 131V129H115V125H117L118 123H121V122H118V121H116V119H115V123L112 121L111 123H110V121ZM114 120V119H113ZM182 120V119H181ZM237 120V121H236ZM46 121V120H45ZM63 121H65V120H63ZM92 121V120H91ZM186 121V122H187ZM193 121L191 122V123H193ZM204 121H206V125H205V122ZM211 121V120H210ZM212 121L214 122V124L213 125H215L216 126V123H217V118L216 119H212ZM216 121V122H215ZM230 121H231V119H230ZM229 121V122H230ZM5 122H2V124L3 123H5ZM18 124H17V123ZM67 122V121H66ZM71 122H70V127H73V125L71 124ZM77 123L79 122L78 120L76 121ZM75 122V124H74V128L76 129V131L78 132V135H80L81 134V132L80 131H82V134L81 135H83V131L85 130V129H82V128H87L86 127V124L82 127V123H79V124H81V125H79V124H77ZM81 122V121H80ZM83 122V121H82ZM118 122V123H117ZM45 123V122H44ZM61 123H62V121H61ZM87 123V122H86ZM112 123H113V125H114V127H113V125H112ZM117 123V124H116ZM187 123H189V122H187ZM211 123V122H210ZM221 123V124H222ZM40 124V123H39ZM59 124V123H58ZM58 124H55V126L54 127H57V128H55L54 130L56 131V130H58V131H56V132H59L58 134L59 135H62V136H64L65 137V135H69V132L71 133V135H72V133L75 131L74 130V128L71 130V128L70 129H67V130H69L67 133L68 134H65V135H63L65 132L63 131V129H64V127H63V125L61 126L63 129H62V131H61V129H59L58 128ZM64 124V123H63ZM76 124H77V126H76ZM124 124V122H122V124H120V125H123ZM223 124H222V127H223ZM41 125V124H40ZM51 125V124H50ZM67 125H68V123H67ZM66 125V126H67ZM68 125V126H69ZM91 125V124H90ZM89 125V127L91 128V126ZM93 125V124H92ZM97 125H100L99 123H97ZM120 125L118 124V127H120ZM129 125V124H128ZM127 125V126H128ZM20 126V125H19ZM38 126V125H37ZM52 126V125H51ZM59 126V127H60ZM64 126H65V124H64ZM65 126V127H66ZM67 126V127H68ZM76 126V127H75ZM81 126V127H80ZM88 126V125H87ZM124 126H125V124H124ZM123 126V127H124ZM126 126V127H127ZM158 127V132H157V130H155V131H153V129H154V127ZM228 126V125H227ZM226 126V127H227ZM42 127H44L43 125H42ZM66 127V128H67ZM78 127H80L81 129H79ZM95 127V126H94ZM94 127L92 126V128H91V130H90V135L89 134H87V136L89 137V138H91L90 136H93V138L92 139H95L94 138V135L96 136V135H98L97 134V132L94 130ZM100 127H101V125H100ZM125 127V128H126ZM129 127V126H128ZM127 127V129H129ZM187 127H189L188 129L190 130L189 132H187L188 130H185ZM209 127V126H208ZM218 127H220L219 129H218ZM229 127H231V126H229ZM38 128V127H37ZM96 128H98L97 126H96ZM113 128V129H112ZM203 128V129H204ZM16 129H18V127L16 128ZM36 129V128H35ZM41 128H40V126H39V131L37 130L36 132H39V134L40 135H42V133H40L42 130H44V129H42V130H40ZM102 129V128H101ZM114 129H115V131H114ZM204 129V130H205ZM241 129V130H242ZM47 130L48 129H46V130H44V131H46L47 132ZM72 132H71V131ZM74 130V131H73ZM80 130V131H79ZM89 130V129H88ZM119 130H122V126L120 127V129ZM230 130H232V129H229L228 131H230ZM34 131V130H33ZM49 131V130H48ZM98 131H100L99 129H98ZM102 131H103V129H102ZM227 131V132H228ZM236 132H237V130H235ZM247 131H249V132H247ZM45 132V133H46ZM50 132V131H49ZM49 132H47V133H49ZM86 132H88V131H86ZM107 132V131H106ZM125 132V131H124ZM233 131H231V134H234V132L232 133ZM29 133V132H28ZM46 133V134H47ZM80 133V134H79ZM100 133V132H99ZM102 133H105V132H102ZM237 133H239V132H237ZM242 133V132H241ZM19 134V133H18ZM17 134V135H18ZM26 134H27V132H26ZM75 134V132L73 133V135ZM92 134V135H91ZM94 134V135H93ZM108 134V133H107ZM123 134H126V133H123ZM20 135V134H19ZM28 135H31V133H29ZM32 135H33V133H32ZM100 135H99V137H97L96 136V138H98V140L97 139H95V140H97V141H99V138H101L100 137ZM190 135H192L193 137H194V139L193 138H189V136ZM208 135V136H207ZM45 136V135H44ZM110 136V137H109ZM117 136H119V135H117ZM204 136H207L208 137V144L206 145V142H205V145H204V141H205V138H204ZM242 136V135H241ZM39 137V136H38ZM38 137H36L37 139H38V141H39V139L40 138H38ZM48 136L46 135L45 136V138H47ZM73 138L74 137H77L76 136V134H75V136H72ZM79 137H81V136H78V138ZM87 137V138H88ZM120 137V136H119ZM118 137V138H119ZM42 138V137H41ZM69 138V137H68ZM70 138H71V136H70ZM69 138V139H70ZM77 138V139H78ZM81 138H83V137H81ZM101 138V139H102ZM124 137H122V138H120V139H123ZM228 138V137H227ZM100 139V140H101ZM108 139V140H109ZM109 140L110 141V145H111V149L113 150V148L115 147V146H113V148H112V144H114V145H117V147L114 149V153H116V154H113V155H117V157H119L118 155L120 154V156H123V154H121V153H119V152H121V151H119L118 149V147H120V146H118V144H116L117 143V139L116 140ZM120 139H118V140H120ZM190 139H192L191 140V143H193L194 142V144L197 146V148L198 149H200V148H202V154L203 155H200L201 156V158H198L197 156V154H196V152H192V150H190V149H192L191 147H189V145H191V144H189L190 143ZM6 140H8V139H6ZM32 140V139H31ZM36 140V139H35ZM42 140V139H41ZM78 140H82V139H78ZM85 140H89V139H85ZM95 140H92V143L93 142H97V141H95ZM194 140V141H193ZM33 141V140H32ZM43 142H41V143H45V145L47 144V145H49V143H46L45 141H46V139H45V141H44V139L42 140ZM114 141V143H112ZM115 141H116V143H115ZM237 141V140H236ZM81 142V141H80ZM89 142V141H88ZM32 143V142H31ZM34 143H35V141H34ZM40 143V144H41ZM82 143H83V141H82ZM84 143H86V142H84ZM100 143V144H99ZM99 143L97 142V144H98V146L99 147H102L103 148V145H105L104 143H103V145H101L102 143H101V141H99ZM141 144L142 145V147L141 148H137V146L135 145V144ZM56 144V143H55ZM94 144V143H93ZM120 144H121V142H120ZM119 144V145H120ZM231 144H233V142L231 143ZM3 145V144H2ZM32 145H34V144H32ZM37 145V144H36ZM110 145H109V147H110ZM175 146L174 147V149L175 148H177V149H179L178 151H172L171 149H173L172 147H170V146ZM40 146V145H39ZM42 146H43V144H42ZM138 146H140V145H138ZM191 146H193L194 147V145H191ZM195 146V147H196ZM228 146H229V148H228ZM234 146V145H233ZM1 147V146H0ZM58 147V146H57ZM122 147V146H121ZM120 147V150H123L122 148ZM129 147H131V148H129ZM132 147H134V148H132ZM205 147V148H204ZM5 148H7V147H5ZM55 148V147H54ZM147 148V147H146ZM145 148V149H146ZM171 148V149H170ZM211 148V149H210ZM215 149L214 151L212 150V149ZM56 149V148H55ZM110 149V150H111ZM126 149V148H125ZM198 149H195L196 151L198 150ZM208 149H210V150H208ZM235 148H231V150H234ZM3 150V149H2ZM15 150H17V149H15ZM15 150H13V151H15ZM116 150L117 151H119V152H116ZM138 150L136 151V152H138ZM140 150V151H141ZM147 150V149H146ZM204 150V151H203ZM7 151H10V149L9 150H7ZM51 151V150H50ZM99 151H102V150H100L99 149ZM98 151V152H99ZM103 151H104V149H103ZM139 151V152H140ZM141 151V152H142ZM182 151H184V152H182ZM210 151V152H209ZM212 151H213V153L215 154H217L216 156L218 157V155H219V157L218 158H220V159H217L216 157H213V153H212ZM217 151V152H216ZM4 152H6V151H4ZM17 152H18V150H17ZM20 152H23V150H20ZM109 152V151H108ZM107 152V153H108ZM136 152H135V156L137 155L136 154ZM154 152H156V150L154 151ZM170 152H173V154L172 153H170ZM181 152V153H180ZM241 152V151H240ZM240 152H237L236 154H237V156L238 155H240L241 153ZM13 153V152H12ZM16 153V152H15ZM24 153V152H23ZM49 153V152H48ZM51 153V152H50ZM49 153V154H50ZM100 153V152H99ZM118 153V154H117ZM148 153V154H149ZM167 153H169V154H167ZM177 153V154H176ZM185 153V156L186 157H184V154ZM210 153V154H209ZM212 153V154H211ZM219 153V154H218ZM239 153V154H238ZM1 154H3L2 152H1ZM52 154V153H51ZM55 154H57V153H55ZM126 152H125V155H128ZM141 154V153H140ZM142 154H143V152H142ZM155 154V155H154ZM170 154H172V157H170L171 155ZM180 154V155H179ZM182 154V155H181ZM236 154H235V156H236ZM14 155V154H13ZM15 155H17V154H15ZM14 155V156H15ZM104 155V154H103ZM106 155V154H105ZM130 155H132V153H130ZM161 155H163L164 157H162V158H166V159H163L164 160V162L162 161L161 162ZM167 155H170L169 157H165V156H167ZM175 155H176V157H178L177 159L175 158ZM13 156V157H14ZM46 153H44V156L42 155L41 156V158L42 157H44V158H46ZM133 156V155H132ZM135 156H133V158L131 157V159H132V161L134 162V161H139V155H137L136 156V158L138 157V159L137 160H135L134 159V157ZM141 156V155H140ZM174 156V157H173ZM179 156H182V157H184V158H181V157H179ZM256 156V155H255ZM258 156H256V157H258ZM2 157V159L4 158L3 156H1ZM21 157V156H20ZM24 157H26L25 155H24ZM23 157V158H24ZM109 157V156H108ZM125 157H127V156H123V158H125ZM153 157V159H156V157L154 158ZM157 157V158H158ZM243 157V156H242ZM242 157L241 158H239L240 160H236V163H238L237 161H239V164H240V162H241V159H242ZM247 157V156H246ZM251 157H254V155L253 156H251ZM258 157V158H259ZM8 158H9V156H8ZM17 158H19V157H17ZM23 158H21V160L23 159ZM47 158H49L50 159V155L49 156H47ZM47 158H46V160H47ZM99 158V157H98ZM113 158V157H112ZM128 158V157H127ZM126 158V159H127ZM144 158H147V157H144ZM168 158H170V159H173V160H171V162L172 161H174L175 160V163L177 164V166H178V168L177 169H175L173 166H171V162L169 163L168 161H169V159ZM214 159V158H216V159H214V161L215 162H219L218 163V165L220 164V161L219 160H221L222 161V164L220 165V170L222 169V167H227V168H225L226 169V171H223V170H225V169H223V170H221V174H219V175H221V177L219 176H217L216 177V175H214V173H215V171L217 170H215V171H213V168H211V167H214V165H212V166H209V165H207L206 163H207V159H209V160H211V159ZM238 158V157H237ZM5 159V158H4ZM25 159V158H24ZM100 159V158H99ZM99 159L97 160V159H95V160H97V162L99 161ZM105 159V158H104ZM103 159V160H104ZM114 159V158H113ZM112 159V160H113ZM134 159V160H133ZM235 159H236V157H235ZM235 159H233L234 160V165H235ZM249 159H251L252 161L254 160V162H256V163H254V164H256L257 165V168L258 169H260L259 167L260 166H258L259 164H257L258 162V160L256 161V158L254 157L253 159L252 158H249ZM9 160H11V159H9ZM20 160V161H21ZM42 161H43V159H41ZM92 160V159H91ZM103 160H101V161H103ZM129 160H130V158H129ZM160 160V161H159ZM166 160V161H165ZM208 160V161H209ZM216 160H218V161H216ZM246 160V159H245ZM244 160V161H245ZM41 161V162H42ZM100 161V162H101ZM110 161V160H109ZM116 161V160H115ZM115 161H113L114 163H116ZM117 161H119V160H117ZM124 161V160H123ZM127 161V160H126ZM126 161H124L125 163H126ZM137 161V162H138ZM146 161V162H147ZM243 161V160H242ZM15 162V161H14ZM23 161H21V162H19V164L20 165H22L23 163H22ZM49 162V161H48ZM77 162H79V161H77ZM104 162V161H103ZM121 162V161H120ZM160 162V163H159ZM247 162H249L248 160H247ZM9 163V162H8ZM22 163V164H21ZM43 163V162H42ZM85 163H87V162H85ZM92 163V162H91ZM91 163H90V165H91ZM105 163V162H104ZM145 163V162H144ZM242 163H245V162H242ZM252 162H251V164L250 163H247V164H245V166L248 168V171H249V173H250V178H248V180L250 179L251 181H256L257 180V178H258V169L256 168V165H252L253 164ZM10 164V163H9ZM9 164H8V166H9ZM13 164V163H12ZM11 164V165H12ZM81 164H84V163H81ZM92 164H94L95 166H93L94 168L96 167V162L95 163H92ZM106 164V163H105ZM110 164V163H109ZM142 163H140V165H141ZM146 164V163H145ZM43 165H44V163H43ZM88 165V164H87ZM99 165V164H98ZM111 165V164H110ZM217 165V164H216ZM218 165H217V167H218ZM14 166H16L15 164H14ZM57 166H56V169H58L57 168ZM105 166V165H104ZM108 166V165H107ZM139 166V165H138ZM222 166V167H221ZM49 167V166H48ZM47 167V165H46V169L48 168ZM55 167V166H54ZM101 167V166H100ZM110 167V166H109ZM216 167V166H215ZM264 167V166H263ZM44 168V169H45ZM105 168H104V170H105ZM138 168H140V167H138ZM141 168H143L142 166H141ZM140 168V169H141ZM146 168V167H145ZM144 168V169H145ZM235 168V167H234ZM50 169H51V167H50ZM50 169H47V170H49V172H52ZM58 169V170H59ZM100 169V168H99ZM131 169V168H130ZM129 169V170H130ZM133 169H135V167H133ZM227 169H230V171L228 172V170ZM241 169V168H240ZM244 169V168H243ZM261 169H262V167H261ZM10 170V169H9ZM21 170V169H20ZM96 170V169H95ZM94 170V171H95ZM17 171H18V169H17ZM78 171H80V172H82V174L80 173V172H78ZM97 171V170H96ZM132 171H134V170H132ZM142 171H146V170H142ZM218 171H219V169H218ZM261 171V170H260ZM54 172H56L55 170H54ZM59 172V171H58ZM136 172V171H135ZM152 172V171H151ZM150 172V173H151ZM156 172V171H155ZM154 172V173H155ZM220 172V171H219ZM223 172V173H222ZM263 172H264V168H263ZM65 173H66V171H65ZM84 173V174H83ZM98 173V174H97ZM103 173V174H102ZM147 173V172H146ZM153 173V174H154ZM217 173V172H216ZM59 174V173H58ZM237 174H239V173H237ZM32 175V174H31ZM134 175V176H133ZM148 175V174H147ZM240 175V174H239ZM260 175H262V174H260ZM259 175V177H261V178H263V180H264V175H262V176H260ZM92 178H93V172H92ZM98 176L100 177V178H98ZM35 176L33 175V176H31L30 178H34ZM66 177H68V178H66ZM141 177V176H140ZM223 177H225L227 180H225V178L224 179H222ZM247 177V176H246ZM38 180H37V183H38V181H39V178L38 177H36ZM61 178V177H60ZM206 178H208V180H206ZM42 179V178H41ZM40 179V180H41ZM62 179V178H61ZM60 179V181H63V180H61ZM70 179L72 180V181H70ZM160 179V178H159ZM169 180V182L171 183V185H168V180ZM34 180V179H33ZM222 180H225L226 182H227V184L226 183H222ZM231 180V181H232ZM241 180V181H240ZM247 180V179H246ZM43 181V180H42ZM46 181V180H45ZM65 181V180H64ZM63 181V182H64ZM139 182H140V179L138 180ZM211 182V183H213V185L211 186L210 184L211 183H209V182ZM251 181H250V183H251ZM36 182V181H35ZM44 182V181H43ZM247 182V181H246ZM50 182L48 181V184H49ZM68 183V182H67ZM230 183V184H229ZM248 183V182H247ZM39 185H40V183H38ZM44 184V183H43ZM47 184V183H46ZM73 184V183H72ZM73 184V185H74ZM147 184L149 185V186H147ZM51 185V184H50ZM56 186H58V185H56ZM68 188H69V183H68V185H66ZM151 186H153V187H151ZM155 186H156V188H155ZM216 186V187H215ZM226 186V187H227ZM61 187H63V185L61 186ZM66 187V188H67ZM150 187H151V189H150ZM214 187H215V189H214ZM225 187V188H226ZM256 187V186H255ZM228 188V190H230L229 189V187H227ZM227 188H226V190H227ZM2 189V188H1ZM45 189H47V187L45 188ZM54 189H56L57 190V188H54ZM122 189H125L127 192H128V194L130 195V196H127L126 195V197H124L125 199H123V197H122V194L123 193H125V192H123L122 193ZM146 189H148V188H146ZM214 189V190H213ZM38 190V189H37ZM66 191H67V189H65ZM64 190V191H65ZM69 190H72V188H70ZM68 190V191H69ZM121 190V191H120ZM222 190V189H221ZM219 191V193H220V195L221 194H223V190L222 191ZM227 190V192L229 193V191ZM259 190H261L262 192H263V194L262 195H264V187L263 186H260V189ZM59 191V190H58ZM65 191V192H66ZM73 191V190H72ZM76 191V193H77V190H75ZM59 192H62V190L61 191H59ZM74 192V191H73ZM79 192V191H78ZM152 192H154V191H152ZM216 192H214V193H216ZM44 194H45V192H43ZM225 193V192H224ZM71 194V193H70ZM79 194V193H78ZM77 194V195H78ZM82 193H80L79 194V198H82V199H84V197H82V196H80ZM217 194V193H216ZM254 194V195H253ZM3 195V196H2ZM242 195V196H241ZM2 196V197H1ZM124 196H125V194H124ZM133 196H137L136 198L137 199H139V201L140 202H138L139 203V207L140 208H138V207H136L137 206V204L135 203L136 201L133 199V201L131 200V202L130 201H127V200H129V198L128 197H133ZM150 196H151V194H150ZM219 196V195H218ZM222 196V195H221ZM221 196H219V197H221ZM226 195L225 194H223V197H225ZM261 196V197H260ZM78 197V196H77ZM147 197H149V195L147 196ZM176 197L178 198H184V199H186V203H187V201H188V207H186V206H184V205H180V203H181V201H180V203H178L177 201H176ZM213 197H216V196H213ZM218 197V200L219 199H223L222 197L221 198H219ZM231 197H233V195H231ZM247 197V198H246ZM126 198H128L127 200H126ZM135 198V197H134ZM135 198V199H136ZM149 198H151V197H149ZM225 198H227V200H225ZM224 198V202L226 203V201H227V203H226V207L229 205V201H228V195L226 196ZM236 198V197H235ZM263 198H264V196H263ZM73 199V198H72ZM136 199V200H137ZM217 199V198H216ZM259 199V200H258ZM261 199L263 200V201H261ZM13 200V201H12ZM117 200V201H116ZM143 201H144V199H142ZM231 200V199H230ZM115 201V202H114ZM119 201V203H118V205H120V207H121V205L123 206L122 208L123 209H121L120 211H118V207H117V202ZM135 201V202H134ZM219 201H221V200H219ZM245 201V202H244ZM258 201V202H257ZM259 201H261V202H263V203H261V202H259ZM87 202V201H86ZM132 202H133V204H132ZM224 202H222V204L224 203ZM87 203H89V202H87ZM114 203V205H112ZM116 203V204H115ZM134 203L136 204V206L134 205ZM142 203V202H141ZM186 203H184L183 202V204H186ZM221 203V202H220ZM224 203V204H225ZM258 203V204H257ZM260 203H261V205H260ZM186 204V205H187ZM230 204H231V202H230ZM24 205V204H23ZM112 205V206H111ZM116 205V207H117V209H115L114 208V206ZM216 205H218V204H216ZM246 205V206H245ZM25 206V205H24ZM32 206V205H31ZM92 206L94 207V205L92 204ZM190 206H192V209H193V212H190V211H188V209L187 208H189ZM220 206V205H219ZM225 206V205H224ZM231 205H229V208H231L230 207ZM237 206V207H236ZM111 207L113 208V210H114V212H116L115 210H117V212H116V215H117V217L116 218H114L113 217V215H112V213L110 212L112 209H111ZM144 207H146V209L144 208ZM214 209V212H216V210L218 211V212H216V213H213V212H211L212 211V208ZM239 207V208H238ZM27 208H28V205H27ZM92 208V207H91ZM96 208H97V205H96ZM102 208V207H101ZM220 208V207H219ZM221 208H223L224 209V207L223 206H221ZM220 208V209H221ZM32 209V210H31ZM46 209H48V207H46ZM78 209V208H77ZM85 209V208H84ZM105 209V208H104ZM226 209V208H225ZM20 210H22V212L20 211ZM28 210H29V208H28ZM106 210V209H105ZM112 210V211H113ZM148 210H150V211H148ZM231 210H233L234 211V209L233 208H231ZM39 211H43V210H39ZM45 211V210H44ZM49 211L51 212V211H55V210H47V212L45 211V213L44 212H42V216H43V214L44 215H46V216H48L49 215ZM192 211V210H191ZM228 211V210H227ZM22 214H21V213ZM26 212H27V210H26ZM226 212V211H225ZM229 212V211H228ZM33 213V212H32ZM32 213H30L31 214V216H32ZM48 213V214H47ZM56 213V212H55ZM230 213V212H229ZM34 214V213H33ZM51 214H53V213H51ZM50 214V215H51ZM57 214V213H56ZM225 214V213H224ZM49 215V216H50ZM55 214H53L52 216H54ZM251 215V216H250ZM254 215L256 216V219H254L255 217H254ZM41 216V215H40ZM56 216V215H55ZM57 216H59L58 214H57ZM115 216V215H114ZM224 216V215H223ZM252 216H253V218H252ZM60 217V216H59ZM62 217V216H61ZM64 218V217H63ZM69 219V218H68ZM74 219V218H73ZM73 219H72V221H71V219H69L71 222H72V224H73ZM230 219V218H229ZM234 219V220H233ZM68 220V221H69ZM75 220V219H74ZM231 220V219H230ZM65 222H67V221H65ZM229 222V221H228ZM70 223V222H69ZM215 223H217V224H219V226L221 225V227H218V225H216ZM74 224V225H75ZM231 225V226H230ZM229 226H230V229H232L231 227H232V224L231 223H229ZM233 226H235V224L233 225ZM237 226V225H236ZM71 227V228H70ZM240 227V226H239ZM257 227V228H258ZM77 228V229H76ZM229 228V227H228ZM236 228V227H235ZM238 228V227H237ZM244 228V227H243ZM251 228V227H250ZM227 229V228H226ZM226 229H224V231H227ZM234 229V228H233ZM237 230H241V228H239V229H237ZM236 229H234V233H236V231H237ZM246 230V229H245ZM245 230H243V232L245 231ZM232 231V230H231ZM233 232V231H232ZM238 232V231H237ZM250 232V233H251ZM240 233L241 234H243L242 233V231H240ZM245 233H246V231H245ZM227 235H229L228 233H227ZM248 235V234H247ZM229 236H231L232 237V235H229ZM233 237H235V236H233ZM238 238V237H237ZM225 239L227 240V243H226V241H225ZM236 239V238H235ZM231 240H232V238H231ZM234 240V239H233ZM237 240V239H236ZM230 242V241H229ZM262 243V244H261ZM230 244V243H229ZM231 245V244H230ZM204 250V251H203ZM237 260V261H236ZM242 262H241V261ZM255 261V262H254ZM259 264V263H258Z\"/></svg>","mask_w":264,"mask_h":264},{"label":"rangeland","instance_id":"374dc122","mask_svg":"<svg viewBox=\"0 0 264 264\" xmlns=\"http://www.w3.org/2000/svg\"><path fill=\"white\" fill-rule=\"evenodd\" d=\"M80 1V0H79ZM83 3H79L78 2V0L76 1V0H0V20L2 21H0V115H2V117H4L5 115H7V114H10L11 112H19V114H18V117H22V119H23V121L21 122L20 121V123L21 124H18L19 122V119L20 118H18V125H17V127H18V129H16L15 128V125L13 126L12 124H8V123H6L5 121H2V122H5V123H3L2 124V122H0V192L4 195V197L6 196H9L10 198H12L14 201H16L17 200V203H19V205H20V209H21V207H23V209H26L27 210V212H26V210H23L24 211V213L26 214H28L31 218H33V215H34V217H35V212L37 213H39V215L37 214L36 215V217H42L43 218V220L44 219H48V218H55V219H60L62 222H63V220L62 219H64V223L67 225H69V226H71V225H73V226H76V224L77 223H79L78 222V220L76 219V218H78V217H80V216H82V215H84V212H85V210H87V208H90V209H93L94 211H96V212H99L100 211V209H101V211L103 210V211H106V212H108L109 210V206L108 205H100L99 203H96V202H94V200L92 201V203H90L91 201H90V199H91V197H89L88 196V200L86 199L87 198V196L85 195V194H83L84 192H80V191H83V190H81V188L78 190V189H76V188H78V187H76L77 185L76 184H74V182H72V183H70L69 182V178L68 177H66V178H68V179H64L63 178V175L65 174V175H70L69 174V172H71L73 169H70V167L68 168V169H70L71 171H68V173H67V170H65L66 171V173H65V171L64 170H60L61 168V166H59V168H58V166H57V164H55V163H53V157L55 158V156L54 155H58L59 154V157H60V153L62 154V155H66L67 157H69L72 161L73 160H75V162H71V168H73V167H76V166H73V165H77V167L76 168H78V166L80 167V169L81 168H83V166H84V171L85 170H87V168H89V167H92V168H89L88 170V173H89V176L91 177V179H95V180H99V179H96L97 178V176L95 175L94 176V174L96 173V172H98L99 173V176H100V173L101 172H104V171H106L108 168H114V166H116V167H118V166H120V165H125V166H127L126 168H131L130 170L128 169V171H129V173H130V171L132 172V174H133V172H134V175L135 174H137V172H138V176L141 174V173H144V174H141L140 176H139V179H140V182L138 181L139 179H138V177H136V180L137 181H133L134 183L136 182V184H138V185H140V187L142 188V189H144L145 191L147 190V192H148V195H149V197H151V198H149V197H147V196H140V195H138V197L139 198H142V199H144V201L141 199L140 201L142 202H140L139 201V199H137L136 197L137 196H133V197H128L129 198V200H127L128 198H126V200L127 201H130L131 202V200L133 201V199L136 201H134L136 204L138 203V202H140V206L142 207V205H144V206H146L147 207V205H149V207L147 208V209H149L150 208V210L153 208V206L152 205H156L155 204V201L157 200V197H153L152 196V193H154V196H156V193H157V191H155L154 189H152V190H149V187H146V183L144 184L145 186H143V184H141V183H143L144 181H145V177H147V176H150V174H152V176H155V177H151V178H156L157 179V177H158V181H161V183L163 182H165L166 181V179H165V181H164V178L158 173V171L155 169V166L154 165H152L151 163L149 164L148 162H149V157H151V156H153L152 155V153L150 154L149 152H153V153H155V154H157V150L158 149H154V148H152V146L151 145H149V144H146L145 145V147H143V150L144 151H142L141 149V147H142V145L141 144H135L136 146H137V148L139 147V148H141V149H130V153H132V155L133 156H135V152L138 150V152H136V154L137 155H139V161L137 160L138 159V157L136 158V156L134 157V159L135 160H137V161H132V159H131V157L133 158V156L132 155H130V153L128 154V146H127V144H130V141H128L127 139V137H129V133H131L133 130H136L135 128L136 127H138V126H136L134 129H132V127H130V125H131V121L129 120V122H128V118H127V115H125V114H123L122 112H124V111H121L120 113L118 112L117 113V111H120V110H122V108L125 110V113H129L130 114V112L131 111H129V110H127V108L129 107V108H133V107H135L136 105H137V103H140L141 101H143V100H140V98L137 96V95H135L133 98L132 97H130V99L129 100H131L130 102L129 101H127V105L125 104L126 102V98H123V96L125 97H127L128 95V93L126 94L125 93V91L123 90V89H121V88H125L124 87V82H125V80L127 79V74L126 75H124L123 74V72L125 71V70H123V68H122V70H123V72L121 71V70H118V71H116L115 69L116 68H118V66H120V64L118 65L117 63H114V64H116V65H118L117 67H115V66H111L110 64H108V65H105V67L107 66V67H110L111 66V69L113 68V67H115L113 70H115V71H113L112 72V70L110 69V71H109V73L110 72H112V73H110V74H106V72L104 71V69H106V70H108V68L106 67V68H104L103 66H104V64L103 65H101L102 67L100 68L99 67V69H102V75L100 74V70H96L97 68H95V70H94V68H93V66H95L96 67V65L97 64H95L94 65V63H96L97 61L96 60H99L97 63H99V62H101V57H103V51H107L108 53L110 52V54H111V56L112 55H114V53H115V55H116V57L117 56H120V55H122V53H121V51H122V48L120 47V48H118V47H115V43H114V39H115V41H118V40H120V38L122 39V38H124V37H130L131 35L130 34H134V35H137V34H139V37L141 38H137V40H136V42H135V45L134 46H132V45H130L129 47L127 46V48L129 49V50H131V51H135L134 49H143V51H145V52H143V51H141V52H143V53H146L147 51V54H155V55H159V54H156V53H161L160 51H163V53L164 54H166L167 55V53L166 52H168V55H170L169 54V52L170 53H172L173 51V53H175V54H173L174 55V57H173V55L171 54L169 57H171V59L172 60H174V64L176 65V66H178L179 65V63H180V65L182 66V70L183 71H185V72H188L187 74H189V75H191L190 76V80H191V78L192 79H194L196 76H199L200 78H202V81H203V85L201 84L200 86H204L205 88L206 87H208V86H210V89L208 90V88H207V90H208V92L206 91V89L204 90V91H202V92H200L199 90H198V88H194L193 87V85L192 84H186L185 82H184V80H180L181 81V83H176V81L175 80H173V79H171V81H169L173 86L175 85V84H179L178 85V88H182L183 87V89H182V92H187V94H189V97L193 100V98L195 99V101H196V104L200 101L201 102V104L200 103H198L197 105V107H198V109H199V106L201 105L202 107H203V105H204V107H203V109L202 110H206L207 109V107L208 106H210V105H212V101L211 102H209L210 101V96L211 97H213V98H216V100H218L219 98H223V100L224 99H226V100H224V101H227L226 102V106L227 105H229V106H227V108H226V110H228V111H231L232 112V114L233 115H231V113H229L228 111H225L227 114H223V112H221V113H219V110H218V112H216L215 113V118L213 117L212 119H216L217 118V123H216V126L215 125H213L214 124V122L212 121V119H208V118H206L207 119V121H209L208 122V125H206L207 123H206V121H204L205 122V125L207 126L206 128L207 129H209V130H207L206 131V129L202 126V130L204 131V135H206V133L205 132H209L210 131V133H208V135H211L212 133V129H213V127H214V129H216L217 128V124H219L218 122H220V124L219 125H221V129H219L220 127H218V129L219 130H223V129H232V130H230V131H228V130H226V131H222L221 133H223V132H226V136L228 137H226V140H227V144L228 145H230L231 146V148L233 149V148H235L234 150H231V148L229 149L230 150V152L231 151H233L232 153V155H231V153H230V158L233 156V159H235V157H236V159H235V165H234V160L233 159H231V163L232 164H230V169L232 170L233 169V171L234 170H236L237 172H235L234 174H236V177L238 176H243V177H239V179H241L240 181H241V183L243 184V186L245 187V188H249V190L251 191V193H254L255 194V196H259V195H261L260 197L262 198V199H264L263 198V196L264 195H262L263 194V192L261 191V190H259L260 189V186H263L264 187V180H263V178H261V177H259V175L260 174H262V175H264V172H263V166H264V164H260V162L259 161H262L261 159H260V157L256 154V150L255 151H252V154H251V156H253L254 155V157L256 158V161L258 162L257 164H259L258 166H260L259 168L260 169H258L257 168V165L256 164H254V163H256V162H254V160L252 161L251 159H249V158H254V157H251L250 155L248 156V151H242V150H240V151H238L237 149H236V147L238 148V141H239V139L240 138H243V137H248V135H249V131H247V132H249L248 133V135H246V130H248V128L247 129H242L239 125H237L236 126V124H238V123H236L235 124V122H233L234 120H235V118L237 117V115H238V117L240 116V114H242L243 115V113H246L245 112V110H244V108H243V106H244V104L245 103H243L242 101H241V99L242 98H240L239 96H238V94H234V89H235V86L234 85H232V84H228V83H230V77H231V71H232V69H233V71L235 70V69H238L239 68V70H240V68H242V70L240 71V72H244L243 71V69H245L246 67H247V65H245V66H242L241 64H239V65H241V67L240 66H236L235 65V61H233V57H234V59H235V57H237V59H236V61L238 60V58H242L243 57V59L242 60H244V61H246L247 59L249 60H247V62H250V61H253L251 64L250 63H248V65L249 66H251L252 64V66H254V65H257V66H261V68L264 70V67H263V61H262V57L261 56H259V52H257L259 49V47H258V44H260L259 43V41L258 40H262V41H260V42H263L264 41V33H261L260 34V31L259 30H261V29H263L264 28V26L261 28V29H259V24H261V25H263L264 23H262V22H259V21H263L264 22V0H240V3H239V0H207L208 1V6H209V9L207 8L206 9V11L204 12L203 10H201L200 9V11L202 12H200V11H196V12H199V14L198 15H200V14H204L203 15V19H204V17L206 16V12H208V11H210V15H211V11L213 10H215L216 9V12L215 13H212V14H216L215 16H217V18L216 17H214V15H207V17H205V19H207V20H203V19H201L202 21H206V22H204V23H207L206 25L208 26V28H210V29H208V28H206V26H205V24H204V26H205V29H206V31L203 29V27H202V29H203V31H202V29H199V28H201L200 26H201V24H200V26L199 25H197V26H194L196 23H193V22H195V21H192V20H195V14H194V18L193 17H191V16H193L192 15V12L193 11H191V9H190V7L195 11V10H198V8H201L202 6H200L199 5V3H201L202 5H204V7L203 8H206V5H205V3L207 2L206 0H205V2L204 1H200V0H194L195 2H193L192 0H189V2H188V0H181V1H177V0H164V1H166L167 2V4H166V2L165 3H162V2H164L163 0H111L112 2H114V4L116 3V5H115V7H105V6H103L105 3H99V2H97V0H81ZM106 1V0H105ZM111 1H108V2H111ZM158 1H160L159 2V5L160 4H162L163 5V7H160L159 9H161L160 11H158L159 9H158V7H159V5H158ZM169 1V2H168ZM183 1V2H182ZM192 1V2H191ZM196 1H198V2H196ZM209 1H210V3H209ZM250 1H252L251 2V4L249 3ZM77 2V3H76ZM184 2H188L189 3V8H188V3L186 4V6H187V8H186V6H184ZM214 2H216L215 4H213ZM250 4L249 6H246V5H248V3ZM145 3H147V5H145ZM149 3H150V5L152 4V6H150L151 8H152V10L153 9H155V10H157V11H155V10H153V11H151V9L149 10ZM190 3H191V5H193V4H197L196 6H198V7H196L195 5H193V7L192 6H190ZM204 3V4H203ZM220 4V6H222V8H221V10H219L220 8L218 7H216L215 5L216 4ZM80 4V5H79ZM100 4V5H99ZM101 4H103V5H101ZM114 4L112 5V3H111V5L112 6H114ZM209 4H211V6L209 5ZM242 4V5H241ZM246 4V5H245ZM51 5V6H50ZM82 5H83V7H82ZM111 5H109L108 3H107V5L106 6H111ZM165 5V6H164ZM240 7H239V6ZM117 6V7H116ZM145 6H147L148 7V9H146L145 8ZM169 6V7H168ZM184 6V11L182 10V7ZM195 6V7H194ZM200 6V7H199ZM216 7L215 9H213V7ZM70 7V8H69ZM71 7H74V8H71ZM154 7V8H153ZM165 7H167L166 8V10H172V11H174V13H176V14H174L175 15V17H171V15H170V13H169V10L167 11V12H165V11H163L164 9L163 8H165ZM247 9H249V10H247ZM249 7V8H248ZM71 10V12H72V14H76V20H72V17L74 16V15H72L71 14V12H70V10ZM103 8V9H102ZM108 10H107V9ZM129 8H132V9H129ZM140 9V10H138V9ZM157 8V9H156ZM186 8V9H185ZM225 10H224V9ZM237 8H238V10H237ZM240 8V9H239ZM73 9V10H72ZM77 9V10H76ZM81 11H80V10ZM116 10V12H118V14L117 13H113V12H115V11H113L112 12V14H111V10ZM119 9V10H118ZM123 9H125V10H123ZM136 9H137V11L143 16V18H141L142 20L140 21V22H138V24H137V22H136V24H137V26H140V27H137L135 24H134V20H135V18L137 17V15L139 14V13H137V15L136 14H134V12L133 11H135V13H136ZM190 9V10H189ZM244 9V10H243ZM246 9V10H245ZM68 10V11H67ZM76 12H75V11ZM118 10V11H117ZM126 10H128V12H126ZM133 10V11H132ZM147 10H149V12L147 11ZM186 10V11H185ZM219 10V11H218ZM222 10H224V12L222 11ZM229 10V11H228ZM230 10H232V12L230 11ZM235 10H237L236 12H235ZM88 11H90V12H88ZM130 11V12H129ZM141 11L142 12H144V13H141ZM154 11L156 12V13H159L160 12V14H157V15H159L157 18L159 19H157V18H155L157 15H156V13H154ZM212 11V12H213ZM218 11V12H217ZM222 13H221V12ZM242 11V12H241ZM243 11H245V13H249L248 11H250L252 14H254L255 16H257V14H261L260 16H261V18H260V16H259V18L260 19H262V20H260L259 18H258V20H256L255 21V19H253V20H251V21H255V22H253V23H256V24H253V25H256V26H254L255 28H256V30L254 29V28H252L251 27V25H252V23H251V25L249 24V20L248 19H250V18H247L246 19V17H248V15L249 14H244V12ZM79 12V13H78ZM110 14H109V13ZM182 12H183V14H182ZM227 12V13H226ZM67 13L69 14V16L70 15H72L71 17H69L68 15H67ZM83 13V14H82ZM90 13H92V14H90ZM128 15H127V14ZM130 13V14H129ZM151 13H152V15H151ZM165 13V15L167 14V17H165L166 18V20H167V18H169V20H165L167 23H169L170 25H171V28H173L174 29V31L176 30H178L179 29V31H177V32H173V30H169V31H167V33H166V30L164 29V30H161L162 32H160L161 33V35L159 34V32H157V33H155L154 31H153V26L151 27V29L148 27L149 25L148 24H150V25H152L153 23V25H156L157 26V28L156 27H154V29H157V30H159L160 29V25H161V27H162V25L165 23V21H164V23L162 24V22L161 21H163L162 19H160V18H162L163 17V14ZM177 13H181L182 15H183V17H185L186 15V19H187V17L189 18V16H190V18L192 19H187V21L186 20H184L183 18L181 19V14H177ZM187 13V14H186ZM194 13V12H193ZM218 13H221L222 14V18H224V23H225V26H226V28H223L224 26L222 25V21H219V23H218V21L217 20H220L221 18V16H219V14ZM230 13H231V16H230ZM242 13V14H241ZM80 14V15H79ZM114 14V15H113ZM132 14V15H131ZM134 14V15H133ZM146 14H148V15H146ZM188 14H189V16H188ZM191 14V15H190ZM220 14V15H221ZM225 15V17L228 19H226L225 17H224V15ZM237 14H238V16L240 15L241 16V18L242 19H244V22H242L241 20V18H240V16H239V18L237 17ZM252 14H250L251 16L250 17H252V18H256L257 19V17H253L252 16ZM125 15H127V16H125ZM129 15H130V18H131V16H132V18L130 19L131 21H132V23L133 24H131V21H128L129 23H127L125 20L129 17ZM141 15H140V17H141ZM156 15V16H155ZM176 15L178 16V18H180V19H178L177 17H176ZM202 15H200V17L202 16ZM232 15H233V18H231L232 17ZM243 15H246V17L244 18V16ZM119 16V17H118ZM148 16H150V17H148ZM155 16V17H154ZM173 16V15H172ZM197 16V15H196ZM138 17H139V15H138ZM153 19H152V18ZM11 20H9V19ZM71 18V19H70ZM113 18V19H112ZM119 18V19H118ZM149 18H151L152 20H154V22L151 20V19H149ZM174 18L176 19V21L174 20ZM198 18V19H197ZM197 18H196V21L198 20L200 23H201V21L199 20V16H197ZM117 20L116 21V23L113 21V20ZM129 19V18H128ZM170 19H172L171 21H170ZM230 19V20H229ZM233 19V20H232ZM246 19V20H245ZM119 20H120V23H119ZM137 20V19H136ZM139 20V19H138ZM152 21L151 23H150V21ZM192 21V22H190V24H188L189 23V21ZM225 20H226V22H225ZM234 20H236V21H234ZM248 20V21H247ZM10 21V22H9ZM71 21V22H70ZM76 21V22H75ZM173 21H175V22H173ZM197 21V22H198ZM232 21V22H231ZM80 22V23H79ZM144 22V23H143ZM229 22H230V24H229ZM240 23V22H242V23H244L243 25L245 26V27H247V29L244 27V26H239V25H237L238 26V28L236 29V27L234 26L233 27V25L235 24V23ZM78 23V24H77ZM142 23V24H141ZM146 23H148L147 25H145ZM232 23H234V24H232ZM242 23H240V24H242ZM77 26H76V25ZM107 25V26H109L110 24L112 25V24H115L114 25V27L116 26V30H113V28H111L112 29V31H108V29L106 28V27H104V26H102V27H104V29L101 27V26H99V25ZM179 24H182V26L181 25H179ZM192 24H194L193 26L194 27H192L191 25ZM221 24V25H220ZM68 25H70L72 28L70 29L69 28V26ZM73 25V26H72ZM86 25V26H85ZM120 27H119V26ZM132 25V26H131ZM133 25H135V26H133ZM141 25L143 26L142 28H141ZM176 25L177 26H179V27H176ZM188 25V26H187ZM203 25V24H202ZM230 27H229V26ZM78 28V29H76V27ZM98 28H97V27ZM124 26H126L125 28V31L127 30V32H128V28L129 27H135V31L138 29V32H135V31H131L130 30V33H125V31H124ZM127 26H128V28H127ZM148 28H147V27ZM190 26V27H189ZM14 27H18V28H20V32L18 33V35L17 36H15V35H13V29H14ZM75 29H74V28ZM117 27H119V28H117ZM122 27V28H121ZM176 27V28H175ZM192 27V28H191ZM197 28V30H196V28ZM242 27V28H241ZM245 28V31L247 32V35L245 36V34H244V36H243V34L242 33H244L245 31H244V28ZM102 28V29H101ZM130 28V29H131ZM140 28V29H139ZM159 28V29H158ZM181 28H183V29H185L186 28V30H189V31H187V32H189V33H191V34H193L192 35V37L191 38H193V40H191V41H189L188 43L190 44V42H192V41H194V44H193V42H192V45H194V52L192 53V51L193 50H191L192 49V47L193 46H191V53H190V56H192L194 59H195V62H193V58L192 57H190V58H192L191 60H189V57H187L189 54V52L190 51H188V55L186 54V52H187V50H189L188 49V47H190L189 46V44L188 43H186L187 44V46H186V48L187 49H185V47L183 48V49H185L186 50V52L183 50V49H181L182 48V46H181V43L182 42H184L185 40H182V39H180V38H183V39H186V40H188V38H190V34L189 33H187L186 35H188V36H185V34H183V32H184V30L183 29H181ZM236 30H238L239 32H235V29ZM241 28V29H240ZM91 29V30H90ZM94 29V30H93ZM101 29V30H100ZM107 29V30H106ZM122 30V31H120L119 32V30ZM181 29V30H180ZM192 29H195V32L197 33V34H194V30H192ZM208 29V30H207ZM226 29H228V30H226ZM243 29V30H242ZM250 29V30H249ZM259 29V30H258ZM88 31V33L86 32L85 33V31ZM104 30H105V32H104ZM133 30V29H132ZM209 30H210V33H211V36L209 37V38H207V36H206V33H208L209 32ZM242 30V31H241ZM247 30H249V31H247ZM264 30V29H263ZM79 31H81V32H79ZM84 31V32H83ZM98 31V34L99 33H101L100 35H101V37H103L102 39H100L99 41H101V43L99 42V41H95V40H98V38H97V35H96V32ZM106 31H108V32H106ZM160 31V30H159ZM165 31V32H164ZM180 31L182 32V34L180 33ZM206 33H205V32ZM208 31V32H207ZM228 31H229V33H228ZM231 31V32H230ZM251 31H252V33L254 34V37L256 38V39H254V40H252L253 38V34L251 35V36H248V34L250 35L251 34ZM256 33H255V32ZM72 32V33H71ZM79 34H82V36L81 35H78V33ZM112 32V33H111ZM145 34H144V33ZM155 33V34H157V36H158V38L159 37H162V39H159V42H160V44H159V42H157L158 40H157V37H156V35L154 36L152 33ZM173 32V33H172ZM180 33V35H179V33ZM186 32V31H185ZM184 32V33H185ZM241 32V33H240ZM248 32H250V33H248ZM262 32V31H261ZM70 33V34H69ZM103 33L105 34V36L103 35ZM137 33V34H136ZM149 33H151L152 35H153V37L154 38H151V36L152 35H150ZM198 33H200V37H199V34ZM231 33V34H230ZM232 33H233V35H232ZM235 33V34H234ZM24 34V35H23ZM90 34V35H89ZM127 34H129V35H127ZM143 34L145 35V36H147V37H145V36H143ZM171 34V35H170ZM173 34H176V35H174V36H177V37H180V38H178L179 40H181L182 42H179V40L177 39V41L176 42H174L175 40H176V38H173L172 37V35ZM237 34V35H236ZM256 34V35H255ZM69 35H71V37L69 36ZM84 35V36H83ZM88 35V36H87ZM103 35V36H102ZM111 35V36H110ZM120 35H122V36H120ZM125 35V36H124ZM182 35H183V37H182ZM196 35V36H195ZM201 35H203L202 37H201ZM208 35H210L209 33H208ZM108 37V39L107 38H105V37ZM133 36V35H132ZM169 37V38H165V37ZM90 37V38H89ZM98 37H99V35H98ZM101 37H99V38H101ZM165 38V40H164V38ZM184 37H187V38H184ZM221 38V39H217V38ZM243 37V38H242ZM247 37V38H246ZM258 37V38H257ZM260 37V38H259ZM89 38V39H88ZM97 38V39H96ZM143 38L145 39V40H143ZM194 38H197L198 40H196V39H194ZM200 38H202L203 40H202V42H204V41H206L205 39H207L208 40V42H211V39H212V42H211V45L213 44V42L215 41L216 42V46L218 47V49H214V48H217V47H214V44L212 45V52L214 51V50H219L220 49V47L222 48V46H223V48L222 49H220V51H223L224 50V47H226L227 48V46H229L232 50H233V53H235L234 55L235 56H233V55H231L232 54V52H231V49H226L225 48V51L226 52H228V53H225L224 51L222 52V54H221V57L222 56H225V54H227V59L225 58L224 59V63L222 62V64H221V61H223V60H219V58H221V57H219L218 58V60L220 61H214L215 62V64L217 63V62H219V64H221V66H222V68L223 69H221V68H219L220 66H219V64L217 65V66H213L214 65V62H212L211 64H210V60L211 59H213V58H209L210 57V53H212L211 51L209 52V50H207V48H208V45H207V47L205 48V46H206V44H208V43H206V44H204L205 46H204V48H205V51H203V54H202V51H200V49H203V48H201L203 45L202 44H200L201 43V40H200ZM242 38V39H241ZM249 38V39H248ZM252 38V39H251ZM43 39V40H42ZM106 39V40H105ZM154 39V40H153ZM166 39H171V41L170 40H167V41H169L167 44L165 43V44H163L164 42H166ZM223 39H224V41H223ZM226 39V40H225ZM230 39H232V40H230ZM107 40H112V44L110 43L111 41H107ZM198 41V42H196V41ZM221 40L224 42V44H222L221 43ZM228 40H229V42H230V44H229V42H228ZM252 40V41H251ZM45 41H50V43L49 44H51L52 42V45H55L56 47V49L55 48H53V47H49L48 45H47V42H45ZM96 42V43H93V42ZM103 41H106V42H103ZM226 41L228 42L227 44H225L226 43ZM232 41V42H231ZM251 41V42H250ZM255 41H257L258 42V44L255 42ZM34 42V43H33ZM57 42H58V44H57ZM162 42V43H161ZM177 42H179L178 43V45H177ZM186 42V41H185ZM184 42V43H185ZM196 42V43H195ZM200 42V43H199ZM219 42H220V44L222 45V46H220L219 47ZM253 42V43H252ZM31 43H33V45L31 44ZM110 43V44H109ZM173 43H175V45L173 44ZM184 43L182 44V45H184ZM233 43H236V44H233ZM46 44V45H45ZM96 44V45H95ZM101 44L103 45V46H101ZM104 44L106 45L105 46V48L108 46L109 47V49L108 50H104V49H101L102 50V52H100L99 51V49L101 48V47H103L104 48ZM146 45V49H147V51H146V49L144 48V46ZM170 44H172V45H174L175 47H173V48H170V46L172 47V45H170ZM185 44V45H186ZM197 44H198V46H197ZM210 44V43H209ZM253 44V45H252ZM31 45V46H30ZM62 45H64V47L62 46ZM91 45H93V46H97V48L95 47V49H97L98 50V52H97V50L96 51H94L95 49H92L93 47L91 46ZM110 45H112L111 47H110ZM136 45H139V46H136ZM157 45L158 46H162V47H159V49L157 48L156 49V47H157ZM165 45V46H164ZM169 45V46H168ZM191 45V44H190ZM200 45H202L201 47H199ZM232 45L233 46H235V47H232ZM143 48H142V47ZM210 46V45H209ZM255 46V47H254ZM258 48H257V47ZM260 46V45H259ZM58 47V48H57ZM62 47V48H61ZM90 47H92L91 48V50H90ZM181 47V48H180ZM30 48V50H28ZM43 48H44V50H43ZM52 48V49H51ZM134 48V49H133ZM160 48H162V49H160ZM199 48V49H198ZM235 48H239L240 50H241V52L242 53H240L239 52V49L237 50H235ZM55 49V50H54ZM60 49V50H59ZM133 49V50H132ZM170 50V51H168V50ZM176 49V50H175ZM209 49V48H208ZM211 49V48H210ZM256 49V50H255ZM46 50H47V52H46ZM48 50H49V54H48ZM88 50L89 51H91V54H89V53H86V52H88ZM160 50V51H159ZM167 50V51H166ZM172 50V51H171ZM196 50V51H195ZM204 50V49H203ZM228 50V51H227ZM39 51H43V53H41V54H38L37 52H39ZM45 51V52H44ZM56 51V52H55ZM93 51H94V53H93ZM118 51V55L116 54V52ZM158 51V52H157ZM220 51H218V53H219V55H220ZM238 51V52H237ZM260 51V50H259ZM86 54H85V53ZM113 52V53H112ZM201 52V54L202 55H205V58H207L206 57V55L208 56V59H206L205 60V58H204V56H199V53ZM209 52V53H208ZM52 53V54H51ZM76 53H78L77 54V58H75V57H70L72 54H74L73 56H75V54ZM79 53H81L83 56L85 55H87V56H89L88 58V61L90 62V61H92L93 62V60H92V58H94V57H97V59L96 60H94V63H92L91 65H93L92 66V69L94 70L93 72H96V73H98L97 74V76H96V74H95V78H93L92 77V75L94 74L93 72H92V69H91V67H90V69H88V67L90 66V64H89V62L87 63L86 62V64L88 65L89 64V66H87L86 64H85V62H81L82 63V65H84V68H87L88 69V71H89V74L88 75H91V73H92V75H91V77H90V80H92V81H89V82H93V81H95V83H96V81H98V80H100L101 81V84L102 83H104V84H102L103 86H101V85H99V83L98 82H100V81H98L97 83V85H99V86H101V88H102V90L103 91H105L106 89V91L109 93H107L108 95V99H109V97L111 98V99H109V100H114L113 102H111V101H109L110 103H108V101L106 100V98H107V96L106 97H103L104 98V100L103 99H101L100 98V101L102 100V101H104V103L103 102H101L100 104H102V105H100V104H97V103H99L98 101L96 102V101H94L95 99L94 98H96V94H98V93H100V91L102 92V90L101 89H99L98 90V86L96 87V89L97 90H95V87H93V88H89V85H87V83H86V79H84L85 77H87V74L86 73H88V72H85V71H87V70H85L84 72H83V70L81 69L80 71H78V69L76 70L75 69V67L78 65V63H79V61L80 60H82V59H80V56H79ZM95 53H97V54H99L98 56H93L92 57V55L93 54H95ZM102 53V54H101ZM105 53V52H104ZM162 53V54H163ZM184 54L185 53V55L186 56H183L182 54ZM196 53V54H195ZM214 53V52H213ZM215 53L216 54H213L214 56H216V58L214 57V56H211V57H214L215 58V60L217 59V57H218V54H217V52L215 51ZM47 54H48V56L49 55H51L52 56V59L51 58H49V57H47ZM56 54V55H55ZM96 54V55H97ZM101 54V55H100ZM109 54V55H110ZM191 54H195V55H191ZM224 54V55H223ZM231 55V57L229 56V55ZM91 55V56H90ZM106 55H107V53H106ZM167 55V56H168ZM182 55V57H180ZM242 55V56H241ZM79 56V57H78ZM99 56H100V58H99ZM177 56V57H176ZM228 56L230 57V59H232L231 61H233L232 62V68L230 69V66H227L229 63L227 62L228 60H229V58H228ZM113 57V56H112ZM115 57V56H114ZM198 57V58H197ZM54 58V59H53ZM67 58V59H66ZM68 58H72L74 61H76L77 59H80V60H78V63H77V61L75 62V63H77V65L74 67L73 65H75V63L73 62V60H72V62H71V64H70V60H68ZM75 58V59H74ZM82 58V57H81ZM85 58V57H84ZM90 58H91V60H90ZM184 58V59H183ZM224 58V57H223ZM57 59L60 61V63H59V65L57 64H55V63H53V61L54 62H57ZM64 59H66V60H64ZM86 59H87V57H86ZM86 59H83V61L85 60L86 61ZM222 59V58H221ZM20 60H21V62L23 63V64H20ZM53 60V61H52ZM187 60H189L188 62H187ZM208 60H209V62H208ZM16 61V62H15ZM52 61V62H51ZM58 61V62H59ZM66 62V64H69V65H72L73 67V69L75 70V71H72L71 70V66H67L66 64H64L63 62ZM116 61H119V58H118V60H116ZM230 61V60H229ZM231 61H230V63H231ZM241 60L239 59V62H240ZM244 61H243V63H244ZM18 62H19V64H18ZM57 62V63H58ZM182 62V63H181ZM207 62V63H206ZM246 62V63H247ZM193 64V63H197L196 65L197 66H194L193 67V65H189V64ZM208 63L210 64V66L209 67H211V68H209L208 67ZM233 63H234V66H236V68L234 69L233 68ZM237 63V62H236ZM242 63V62H241ZM246 63H244V64H246ZM225 64V68H226V71H228L229 69H230V72L228 73V74H230V75H228L227 74V72L224 70V67H223V65ZM243 64V65H244ZM99 65H100V63H99ZM80 66V65H79ZM219 66V67H218ZM257 66H255V68L257 67ZM29 67H31V68H29ZM34 67H36L37 69H39V70H42L39 74H33V72L31 73V72H29L30 71V69L31 70H33L32 68H34ZM46 67V68H45ZM65 67H66V69H65ZM67 67H69V69L67 68ZM78 67V66H77ZM121 67V66H120ZM120 67L118 68V69H120ZM145 68V69H148L149 67H148V65L147 64H145V65H143V66H141V68ZM195 67H198V68H195ZM217 67H218V69L220 70H223L222 72H224L223 74H227V77L228 78H226L225 80L223 79V78H225L226 77V75H224V76H221V73L218 71H216V74H218V73H220V74H218L217 76H215L216 74H214L213 72H214V70H216L217 69ZM227 67L229 68L228 70H227ZM238 67V68H237ZM79 68H81V67H79ZM83 68V67H82ZM192 70H191V69ZM258 68V67H257ZM125 69V68H124ZM145 69H139L138 71H143L144 72V70ZM204 69H208V70H205V71H208V73H210V74H212V75H214L216 78L214 79V83H212L211 81H209L208 79H206V78H204V73H205V71L203 72V75L201 76V73H202V71L204 70ZM247 69H249V68H247ZM252 69H254V68H252ZM149 70H151V69H149ZM209 70H210V72H209ZM145 71H147V70H145ZM152 71V70H151ZM247 72H248V70H246ZM19 72V75L17 74ZM76 72H79L80 73V77L82 78V79H84L85 80V83H82V82H80V80H81V78L79 79V73H76ZM83 72V73H82ZM120 72V73H119ZM239 72V71H238ZM74 73V74H73ZM108 73V72H107ZM117 73H119L120 75L121 74H123L122 76L123 77H121V76H119V74H117ZM128 73V72H127ZM140 73H142V72H140ZM191 73V74H190ZM194 73V74H193ZM199 73V74H198ZM207 73V72H206ZM246 73V72H245ZM250 73V72H249ZM13 74V75H12ZM14 74H15V76H14ZM76 74H78V76L76 75ZM82 74H85V76L84 75H82ZM99 74L101 75V76H99ZM105 74H106V76H105ZM118 75V78H116V80L118 81V82H114V80L112 79V76L113 75ZM192 74L194 75V76H192ZM244 74V73H243ZM246 74H248V73H246ZM245 74V75H246ZM21 75V76H20ZM109 77H108V76ZM116 75H115V77H116ZM17 76H18V78H17ZM99 76V77H98ZM111 76V77H110ZM156 76V75H155ZM219 76V78H217ZM16 77V78H15ZM21 77V78H20ZM88 77V78H89ZM103 77H104V79H103ZM106 77V78H105ZM222 77V78H221ZM114 78V77H113ZM96 79V80H95ZM103 79V80H102ZM119 79V80H118ZM125 79V80H124ZM224 80V82H226L227 81V86L225 85V87H224V84H226V83H218V82H221V81H218V80ZM113 80V81H112ZM115 80V81H116ZM165 80H166V75H162V76H157V78L156 79H150L149 81H150V84H152V85H156L157 87V89H156V91H158V92H160V94H163L164 95V93L166 94V92H165V89L162 87V86H164V82H165ZM205 80V81H204ZM82 81V80H81ZM88 81V80H87ZM84 82V81H83ZM88 82V83H89ZM111 82V83H110ZM114 82V84L112 85V83ZM120 82V85L118 84ZM147 82V81H146ZM152 82V83H151ZM211 82V83H210ZM121 83L123 84V87L121 86ZM142 83H144V85H145V81L144 82H142ZM112 85V86H116V88L114 89V87L113 88H111V90H110V87L111 86H109L108 87V85ZM150 84H146L147 86L149 85V88H150ZM208 85V86H205V85ZM213 84H217V85H215L216 86V89L215 88H212V85ZM220 84H222L223 85V87L220 85ZM192 85V86H191ZM179 86H181V87H179ZM215 86H213V87H215ZM56 87H58L59 89H56ZM103 87L105 88V90L103 89ZM146 87V86H145ZM177 87V86H176ZM204 87H203V89H204ZM220 87L223 89H220ZM53 88V89H52ZM56 90H60V89H62V88H66L65 90L64 89H62V90H64V93H65V95H68V96H71V97H69L68 99L66 98V96L63 94H61L60 92H55L54 90L55 89ZM84 88V89H83ZM163 88V89H162ZM201 88V87H200ZM199 88V89H200ZM213 89V91L214 92H209L210 90H212ZM45 89V90H44ZM87 89H88V91H87ZM92 89H93V91H92ZM117 89V90H116ZM119 89V90H118ZM160 89V90H159ZM20 90H22V91H20ZM52 90V91H51ZM86 91V93H84L85 91ZM116 90V91H115ZM131 90V89H130ZM143 90V89H142ZM142 90H140V92H142ZM198 90V91H197ZM220 90V91H219ZM225 90V91H224ZM234 90V91H233ZM45 91V92H44ZM83 91V92H82ZM97 91H99V92H97ZM113 91L115 92V94L113 93ZM126 91L128 92L129 90H127L126 89ZM143 91H145L146 92V89H144ZM218 91V92H217ZM29 92H30V94H29ZM51 94H50V93ZM63 92V91H62ZM93 92H95L94 94L91 93ZM113 94H112V93ZM139 92V93H140ZM145 92H143L144 94H145ZM225 92V93H224ZM242 93H243V97H247L248 96V91L247 90H242L241 91ZM240 92V93H241ZM33 93V94H32ZM35 93H36V96L35 97H37L36 99H35V97L34 96H32V95H35ZM67 93V94H66ZM74 93H76V94H74ZM81 93L83 94V95H81ZM103 93V92H102ZM142 93V94H143ZM147 93V95H142V94H140V95H142L143 97L145 96L148 100H146L145 102L146 103H144V101L140 104V106H143V107H141V109H143V110H147V112L150 114L151 113V115H152V113L154 112V108H155V106L156 107H159L160 108V106H157L158 105V103H160L161 104V99L160 98H158V99H160V100H158L157 98H156V96L154 97L155 99H154V101H156L155 103V105H152V104H154V101H151L150 99H151V97L149 96V91L148 92H146ZM208 93H210L209 95H208ZM220 95H219V94ZM222 93V94H221ZM32 94V95H31ZM54 94V95H53ZM73 94V95H72ZM87 94V95H86ZM92 96H91V95ZM101 94V93H100ZM100 94H98L99 96H101ZM124 94V95H123ZM175 94V95H174ZM174 94H167L166 96H167V98H166V96L164 97V100L162 101V102H164V101H166L168 98H169V100H167L168 102H170V100L172 101V102H170V104H172V105H174L175 106V104L174 103H176V107L178 106V105H180L179 106V108L177 107V114L178 115H183L184 117H186L187 119L188 118H190V119H188V121L187 122H189V123H187L186 121H185V118L183 117H181V119H180V121H184L186 124L185 125H189L190 124V126H194L195 125V123H194V121L191 119V116H189V114H187L186 112H183V111H185V110H183V107H182V105H181V103L179 102L180 100H182V98H179V95L177 94V93H174ZM224 94V95H223ZM53 95V96H52ZM62 95V97H60L61 99H59V96H61ZM78 95H79V97H81L82 99H75V98H79L78 97ZM98 95H97V99L96 100H98L99 99V97H98ZM104 95H106L105 94V92H104ZM103 94H102V96H104ZM122 97H121V96ZM163 95H162V97H163ZM170 95V96H169ZM217 95H219V96H217ZM29 96H32V97H29ZM46 96V97H45ZM48 96H49V98L51 97L52 99H49L50 100V102H47L46 100H48ZM63 96H65V99H64V97ZM67 96V97H68ZM83 96V97H82ZM87 96V98H85ZM101 96V97H102ZM115 96V97H114ZM161 96V95H160ZM221 96V97H220ZM34 97V98H33ZM45 97V98H44ZM75 97V98H74ZM88 97L90 98V99H88ZM94 97V98H93ZM113 97H114V99H113ZM121 98L122 100H123V103L121 102L122 100H117L118 98ZM129 97V96H128ZM142 97V98H143ZM170 97H171V99H170ZM175 97H177V98H179V99H175L174 100V98ZM31 98H33V99H31ZM47 98V99H46ZM73 98V99H72ZM83 98H84V100H83ZM213 98H212V100H213ZM46 99V100H45ZM125 99V100H124ZM133 99L135 100V102L137 101V103H135L136 105L134 106V104H132V106L131 105H128V103L130 104L131 102H134L133 101ZM48 100V101H49ZM55 100V101H54ZM57 100H60L59 102L57 101ZM73 101V102H71V101ZM76 100H82L83 102L84 101H86V100H89V103L87 102H84L83 104H86V106H88L90 103L92 104V105H89V108L91 109V110H95L93 113H91V114H94V116H93V118L96 116V115H98L99 114V116H98V118L97 117H95V118H97L96 120L95 119H93L92 117H88V115L90 114L88 111H90L89 109H88V107H87V109H86V111L88 112H86L85 111V106L82 108V106L81 105H79V104H82V103H79L78 105H76L77 104V102L78 101H76ZM115 100H116V103H114L115 102ZM150 100V101H149ZM207 100H209V101H207ZM216 100H215V102H216ZM220 100V99H219ZM44 103H46V104H44ZM52 101H54V102H57L56 103V105L57 106H62V108H60L61 110H60V112L58 111V115L57 116H59L58 117V122H55V124H58V128L59 129H61V131H62V125H63V127H64V129H63V131L65 132L67 129H70L71 128V130L74 128V124H75V122L78 120L79 122L77 123V124H79V123H82V127L86 124V127L87 128H82V129H85L83 132V135H81L82 134V131H80L81 132V134L80 135H78V130L76 131V129L74 128V132H75V134H76V136L77 137H72V136H75V134L73 135V133H72V135H71V133L69 132V135L67 136V135H65V134H68L67 132L69 131V130H67L63 135H65V137L64 136H62V135H59L60 133L59 132H56V131H58V130H54L55 128H57V127H54L55 126V124H52L51 123V121H52V119H53V122H54V119L56 118V117H54V116H56L55 114H56V112H54L55 110H51V109H53V104L51 103ZM149 101V102H148ZM194 101V102H195ZM204 101H207L206 103L208 104V102L210 103V105L208 104V106H206L205 104V102ZM214 101V100H213ZM74 102H75V104H74ZM153 102V103H152ZM158 102V103H157ZM177 102H179L178 104H177ZM60 103V104H59ZM63 103V104H62ZM106 103H108V104H106ZM148 103H151L150 104V106L152 107H146V106H148ZM193 103V102H192ZM202 103H204V104H202ZM217 103V102H216ZM47 104H51V106H52V108L50 109V116L48 117L47 116V118H44V115L41 113V110H44V108L42 107L43 105H45L44 107L45 108H47L46 106H48ZM95 104H97V105H95ZM114 104V105H113ZM116 104V105H115ZM121 106V108L119 107V105ZM200 104V105H199ZM38 105H39V107H38ZM55 105V106H56ZM57 106L55 107V108H57ZM65 106H66V108H65ZM94 106H96V107H94ZM100 106V107H99ZM115 106V107H114ZM117 106H118V108H117ZM201 106H200V109H201ZM76 107L78 108L79 107V110H77L76 109ZM98 107H99V109H98ZM127 107V108H126ZM146 107V108H145ZM48 108H49V106H48ZM58 108V109H59ZM66 110H65V109ZM81 108V109H80ZM97 108V109H96ZM116 109L115 111L113 110V109ZM137 108V107H136ZM136 108H133L132 109V112L134 111H137V109ZM218 108H219V106H218ZM76 109V110H75ZM102 109V110H101ZM119 109V110H118ZM136 109V110H135ZM141 109H139L140 111H141ZM150 109V111H148ZM36 110L37 111H39L38 113L36 112ZM47 110V109H46ZM63 110H65V112H66V114L67 115H65V113L64 112H61V111H63ZM82 110H84V113H86V114H82L83 112H81ZM201 110V111H202ZM208 110H209V107H208ZM52 111L54 112V114L52 113ZM67 111L68 112H71L70 114H74L75 116H77V117H81L82 115V117L80 118V119H76L75 117V119H76V121L72 124V122H71V118L73 119V117H72V115L70 116L68 113H67ZM98 111H100V113L102 114H100ZM17 112V113H18ZM98 112V114H96ZM183 114H182V113ZM203 113V117H204V115L206 116V117H208V114H207V112H205V111H202ZM224 112V113H225ZM236 112H239V113H236ZM36 113V114H35ZM61 113H62V116H63V120H65V121H63V120H61L62 121V123H61V121H59L60 120V116H61ZM207 115H206V114ZM218 113V116L216 115ZM235 113L237 114V115H235ZM52 114V115H51ZM60 114V115H59ZM64 114V115H63ZM105 115V118H107L108 117V119L107 120H111L110 121V123L113 121L114 123L116 122V121H118V122H121V123H118L119 125L120 124H122V122H124V124H125V126H124V124L123 125H120V127L122 126V130H119L120 129V127H118V124L117 125H115L116 127H115V129H116V131L117 132H114V135H115V137H116V139H117V143H116V141H115V143L116 144H120V142H121V144L119 145L118 144V146H122L121 148L123 149V150H120V147H118L119 149V151H121V152H119V151H117L116 150V152H119V153H121V154H123V156H127V157H125V158H123V156H120V154L118 155L119 157H117V155H113V154H116V153H114L113 151H114V149L117 147V145H114V144H112V148H113V146H115L114 148H113V150L111 149V143H110V141L109 140H114L115 138H111V139H109V138H106V137H104V138H102L101 137V135L102 136H107V135H110L111 137L113 136L112 134H110V130H106V129H111L110 127L109 128H105L104 127V125H106L107 123H108V121L106 120V124H104L103 125V122L101 123V122H99V121H105V119H103L102 117H104V115ZM108 114V116H106ZM188 116H187V115ZM221 114H223V116L221 115ZM20 115V116H19ZM42 115V116H41ZM100 115H101V120H100ZM124 115V116H123ZM154 115V114H153ZM67 117V119H64V118H66ZM87 116V117H86ZM91 116V115H90ZM110 116L112 117V118H110ZM113 116H114V118H113ZM126 116V117H125ZM217 116V117H216ZM220 116H222V117H226L225 118V120H224V118H223V122H226L227 124H226V126H224V124L222 123V121H220L221 119L220 118H222V117H220ZM233 116V117H232ZM1 117V116H0ZM0 118L1 120L3 119V118ZM30 117H32L33 119H38V120H41V118H42V120L41 121H39L38 122V124H37V119L36 120H30L31 118ZM39 117V118H38ZM229 117H231V118H229ZM52 118V119H51ZM92 118V119H91ZM229 118V120H227ZM234 118V119H233ZM114 119V120H113ZM115 119H116V121H115ZM205 119V117H204V119L202 118V121H201V123H203V120H206ZM230 119H231V121H230ZM237 119V118H236ZM21 120V119H20ZM46 120V121H45ZM51 120V121H50ZM68 120H70V121H68ZM92 120V121H91ZM179 120V119H178ZM211 120V121H210ZM67 121V122H66ZM74 121V120H73ZM81 121V122H80ZM83 121V122H82ZM193 121V123H191ZM230 121V122H229ZM237 121V120H236ZM45 122V123H44ZM70 122H71V124L73 125V127H70ZM87 122V123H86ZM131 122V123H130ZM211 122V123H210ZM216 122V121H215ZM41 125H40V124ZM65 124V126L67 125V123H68V127L66 128L65 126H64V124ZM97 123H99L100 125H101V127H100V125H97ZM200 122H199V125H198V122L196 123V125H195V127L197 126H199V127H201V124ZM223 124V127H222V124ZM52 126H51V125ZM77 124H76V126H77ZM84 124V125H83ZM91 124V125H90ZM93 124V125H92ZM109 124V123H108ZM129 124V125H128ZM20 125V126H19ZM38 125V126H37ZM42 125L44 126V127H42ZM61 125V126H60ZM79 125H81V124H79ZM88 125V126H87ZM89 125L91 126V128H92V126L94 127V130L97 132V134L98 135H96L97 137H99V135H100V137L102 138H99V141H101V145H103V143L105 144V145H103V148L102 147H99L98 146V144H97V142L99 143V141H97L98 140V138H96V136L94 135V138L95 139H97V140H95V139H92L93 138V136H90L91 138H89L88 136L90 135V133L92 132H90V130H91V128L89 127ZM112 125H113V123H112ZM114 125H113V127H114ZM130 127H128V126ZM39 126H40V130H42V129H44V130H46V129H48L47 130V132H49V133H47L46 131H44V130H42L40 133H42V135H40L39 134V132H36L37 130L39 131ZM60 126V127H59ZM75 126V127H76ZM96 126L98 127V128H96ZM124 126V127H123ZM129 128V129H127V127ZM209 126V127H208ZM229 126H231V127H229ZM38 127V128H37ZM81 127V126H80ZM80 127H78L79 129H81ZM106 127H107V125H106ZM126 127V128H125ZM196 127V128H197ZM198 127V128H199ZM211 127H212V129H211ZM36 128V129H35ZM103 129V131H102V129ZM139 128V127H138ZM189 127H187L185 130H188L187 132H189L190 130L188 129ZM197 128V129H198ZM205 130H204V129ZM66 129V130H65ZM89 129V130H88ZM98 129L100 130V131H98ZM113 129V128H112ZM115 129H114V131H115ZM158 129V127L156 126V127H154V129H153V131H155V130H157ZM242 129V130H241ZM34 130V131H33ZM70 130V131H71ZM159 130V129H158ZM158 130H157V132H158ZM235 130H237V132H239V133H237ZM62 131V132H63ZM86 131H88V132H86ZM107 131V132H106ZM110 131V132H109ZM125 131V132H124ZM228 131V132H227ZM231 131H233L234 132V134H231ZM26 132H27V134H26ZM31 133V135H28L29 133ZM47 134H46V133ZM72 132V131H71ZM100 132V133H99ZM102 132H105V133H102ZM156 132V131H155ZM232 132V133H233ZM242 132V133H241ZM20 135H19V134ZM32 133H33V135H32ZM59 133V134H58ZM89 134L88 136H87V134ZM108 133V134H107ZM123 133H126V134H123ZM18 134V135H17ZM47 135L48 137L47 138H45V136ZM92 135V134H91ZM117 135H119V136H117ZM207 135V136H208ZM242 135V136H241ZM39 136V137H38ZM70 136H71V138H70ZM78 136H81V137H83V138H81V137H79L78 138ZM109 136V137H110ZM207 136H204V138H205V141H204V145H205V142H206V145L208 144V137ZM250 136V135H249ZM36 137H38V138H40L39 139V141H38V139L36 138ZM42 137V138H41ZM70 139H69V138ZM88 137V138H87ZM114 137V136H113ZM119 137V138H118ZM122 137H124L123 139H120V138H122ZM82 139V140H78V139ZM189 138H193L194 139V137L192 136V135H190L189 136ZM6 139H8V140H6ZM33 141H32V140ZM36 139V140H35ZM44 139V141H45V139H46V143H49V145H45V143H41V142H43L42 140ZM85 139H89L88 141L87 140H85ZM101 139V140H100ZM109 139V140H108ZM115 139V140H116ZM118 139H120V140H118ZM92 140H95V141H97V142H93L92 143ZM191 140L192 139H190V143L189 144H191V145H194V147L193 146H191V145H189V147H191L192 149H190V150H192V152L194 153V152H196V154L198 155L197 157L198 158H201V156L200 155H203L202 154V148H200V149H198L197 148V146L194 144V142L193 143H191ZM237 140V141H236ZM34 141H35V143H34ZM81 141V142H80ZM82 141H83V143H82ZM194 141V140H193ZM32 142V143H31ZM84 142H86V143H84ZM126 142H128L127 144H126ZM233 142V144H231ZM41 143V144H40ZM56 143V144H55ZM112 143H114V141L112 142ZM3 144V145H2ZM32 144H34V145H32ZM37 144V145H36ZM42 144H43V146H42ZM100 144V143H99ZM40 145V146H39ZM109 145H110V147H109ZM133 144H130V146H132ZM138 145H140V146H138ZM205 145V146H206ZM234 145V146H233ZM58 146V147H57ZM134 146V145H133ZM196 146V147H195ZM5 147H7V148H5ZM56 149H55V148ZM147 147V148H146ZM170 147H172L173 149H171L172 151H175L177 148H175L174 149V147L175 146H170ZM126 148V149H125ZM129 148H131V147H129ZM132 148H134V147H132ZM147 150H146V149ZM205 148V147H204ZM228 148H229V146H228ZM3 149V150H2ZM10 149V151H7V150H9ZM15 149H17L18 150V152H17V150H15ZM99 149L100 150H102V151H99ZM103 149H104V151H103ZM111 149V150H110ZM195 149H198L197 151L195 150ZM211 149V148H210ZM210 149H208V150H210ZM13 150H15V151H13ZM20 150H23V152H20ZM51 150V151H50ZM143 152V154H142V152ZM150 150V151H149ZM156 150V152H154ZM179 149H177L176 151H178ZM213 151L215 150L214 148L212 149ZM4 151H6V152H4ZM100 153H99V152ZM109 151V152H108ZM140 151V152H139ZM147 151H149V152H147ZM158 151H160V150H158ZM175 151V152H176ZM204 151V150H203ZM211 151V150H210ZM209 151V152H210ZM213 151H212V153H213ZM1 152L3 153V154H1ZM13 152V153H12ZM16 152V153H15ZM50 154H49V153ZM108 152V153H107ZM125 152L128 154V155H125ZM182 152H184V151H182ZM217 152V151H216ZM237 152H240L241 154L240 155H238L237 156ZM44 153H46V155L47 156H49L50 155V159L49 158H47V156H46V158H47V160H46V158H44V157H42L41 158V156L43 155L44 156ZM55 153H57V154H55ZM141 153V154H140ZM149 153V154H148ZM159 153H161V151L159 152ZM170 153H172L173 154V152H170ZM181 153V152H180ZM211 153V154H212ZM15 154H17V155H14ZM104 154V155H103ZM106 154V155H105ZM118 154V153H117ZM154 154V155H155ZM167 154H169V153H167ZM172 154H170V155H167V156H165V157H172ZM177 154V153H176ZM195 154V153H194ZM210 154V153H209ZM219 154V153H218ZM235 154H236V156H235ZM239 154V153H238ZM24 155L26 156V157H24ZM141 155V156H140ZM180 155V154H179ZM182 155V154H181ZM184 155V157H186L185 156V153L183 154ZM213 155V157H216L217 159H220V158H218L219 157V155H218V157L216 156L217 154L215 153H213L212 154ZM258 156V157H256V156ZM1 156H3L4 158L2 159V157ZM8 156H9V158H8ZM14 156V157H13ZM21 156V157H20ZM109 156V157H108ZM131 156V157H130ZM149 156V157H148ZM159 156V155H158ZM157 156V157H158ZM243 156V157H242ZM247 156V157H246ZM17 157H19V158H17ZM25 159H24V158ZM100 159H99V158ZM114 159H113V158ZM144 157H147V158H144ZM154 157V156H153ZM153 157H151L152 159L150 160V161H152L153 160V163L154 162H158V159H160L159 157L157 158L156 156V159H153ZM154 157V158H155ZM162 157H164L163 155H161V158ZM174 157V156H173ZM179 157H181V158H184V157H182V156H179ZM238 157V158H237ZM242 157V159H241V162H240V164H239V161H237L238 163H236V160H240L239 158H241ZM21 158H23L22 160H21ZM105 158V159H104ZM127 158V159H126ZM129 158H130V160H129ZM175 158L177 159L178 157H176V155H175ZM216 158H214V159H216ZM9 159H11V160H9ZM41 159H43V161L41 160ZM57 158H55L54 160H56ZM92 159V160H91ZM95 159H99V161L97 162V160H95ZM104 159V160H103ZM113 159V160H112ZM133 159V160H134ZM146 159H149L148 161L146 160ZM163 159H166V158H162L161 159V162L163 161L164 162V160ZM169 159V163L171 162V160H173V159H170V158H168ZM214 159L212 158L211 160H209V159H207V165H209V166H212V165H214V167H211V168H213V171H215L216 169V171H215V173H214V175H216V177L219 175V174H221V170H223V169H225V168H227V167H222V169L220 170V165L222 164V161L221 160H219L220 161V164L218 165V163L219 162H215L214 161ZM246 159V160H245ZM23 161L21 164L22 165H20L19 164V162H21V161ZM101 160H103V161H101ZM110 160V161H109ZM116 160V161H115ZM117 160H119V161H117ZM126 161V163L124 162V161ZM209 160V161H208ZM243 160V161H242ZM245 160V161H244ZM247 160L249 161V162H247ZM15 161V162H14ZM44 163V165H43V163ZM49 161V162H48ZM77 161H79V162H77ZM101 161V162H100ZM113 161H115L116 163H114ZM121 161V162H120ZM147 161V162H146ZM160 161V160H159ZM166 161V160H165ZM216 161H218V160H216ZM10 164H9V163ZM85 162H87V163H85ZM95 163L96 162V167L94 168L93 166H95L94 164H92V163ZM146 164H145V163ZM242 162H245V163H242ZM251 162L253 163L252 165H256V168L258 169V178H257V180L256 181H251L250 179L248 180V178H250V173H249V171H248V168L245 166V164H247V163H250L251 164ZM263 162V161H262ZM13 163V164H12ZM72 163H73V165H72ZM81 163H84V164H81ZM90 163H91V165H90ZM111 165H110V164ZM140 163H142L141 165H140ZM160 163V162H159ZM8 164H9V166H8ZM12 164V165H11ZM14 164L16 165V166H14ZM88 164V165H87ZM99 164V165H98ZM171 166H173L175 169H177L178 168V166H177V164L175 163V160L174 161H172L171 163ZM218 165V167H217V165ZM46 165H47V169H50V167H51V171L52 172H49V170H47L45 167H46ZM93 165V166H92ZM105 165V166H104ZM108 165V166H107ZM139 165V166H138ZM223 165V164H222ZM55 166V167H54ZM56 166H57V168L59 169H56ZM89 166V167H88ZM101 166V167H100ZM110 166V167H109ZM141 166L143 167V168H141ZM216 166V167H215ZM103 167V168H102ZM105 167H108L107 169L105 168ZM133 167H135V169H133ZM138 167H140V168H138ZM146 167V168H145ZM235 167V168H234ZM261 167H262V169H261ZM45 168V169H44ZM100 168V169H99ZM101 168L103 169L102 171H101ZM104 168H105V170H104ZM145 168V169H144ZM241 168V169H240ZM244 168V169H243ZM10 169V170H9ZM17 169H18V171H17ZM21 169V170H20ZM83 169H81V171H83ZM97 171H96V170ZM218 169H219V171H218ZM230 169H227L228 170V172L230 171ZM54 170L56 171V172H54ZM95 170V171H94ZM132 170H134V171H132ZM142 170H146V171H142ZM261 170V171H260ZM59 171V172H58ZM74 171V170H73ZM83 171V172H84ZM101 171V172H100ZM136 171V172H135ZM152 171V172H151ZM156 171V172H155ZM223 171H226V169L225 170H223ZM78 172H80V171H78ZM92 172H93V178H92ZM147 172V173H146ZM151 172V173H150ZM155 172V173H154ZM217 172V173H216ZM59 173V174H58ZM64 173V174H63ZM81 174H82V172H80ZM85 174L87 173L86 171L84 172ZM83 173V174H84ZM97 173V174H98ZM154 173V174H153ZM223 173V172H222ZM237 173H239V174H237ZM32 174V175H31ZM103 174V173H102ZM131 174V173H130ZM148 174V175H147ZM218 174V175H217ZM227 174V175H226ZM229 173H227V172H224V174L222 175V176H225L226 178H228V181L227 182H229L230 181V183H231V185L232 186H230V185H226L227 187H229V189L232 187L233 188V185H234V179L232 180V178L233 177H231V176H229L228 175ZM35 176L33 179L32 178H30L31 176ZM133 175V176H134ZM156 175H158V176H156ZM262 175H260V176H262ZM98 176V178H100ZM135 176H137V175H135ZM220 177H221V175H219ZM218 176V177H219ZM247 176V177H246ZM36 177H38L39 178V181H38V183H40V185L37 183V178ZM62 179H61V178ZM225 177H223L222 179H224ZM42 178V179H41ZM160 178V179H159ZM225 178V180H227ZM41 179V180H40ZM60 179L61 180H65L64 182L63 181H60ZM142 179H144V181H142ZM247 179V180H246ZM44 182H43V181ZM46 180V181H45ZM168 180V179H167ZM206 180H208V178H206ZM225 180H222V183H226L227 184V182L225 181ZM232 180V181H231ZM36 181V182H35ZM48 181L50 182L49 184H48ZM70 181H72L71 179H70ZM248 183H247V182ZM250 181H251V183H250ZM69 183V188L66 186V185H68V183ZM167 182V181H166ZM209 182V181H208ZM44 183V184H43ZM47 183V184H46ZM162 183V185H164ZM209 183H211V182H209ZM229 183V184H230ZM51 184V185H50ZM56 185H58V186H56ZM63 185V187H61ZM168 185H171V183L169 182V180H168ZM211 186L213 185V183H211L210 184ZM147 186H149L148 184H147ZM165 186V185H164ZM167 186V185H166ZM165 186V187H166ZM226 186H224V184H222V186L220 187L222 190H223V194H225L226 196L228 195V203H229V205H231L230 207L231 208H233L234 209V211L233 210H231V208H229V205L226 207V203H227V201H226V203L224 202V198L226 197H223V194H221L220 195V193H219V191L221 190H219L218 192H216L214 189H215V187H214V191H212L213 193H212V195L213 196H216V197H213L212 196V200H213V204H215V206H218L216 209L218 210L219 209V212L216 210V212H218V213H220V212H223V213H220V215H222V217H224L225 219L227 218L228 219V221H227V219H226V223H227V225L226 226H224L225 228L224 229H226L227 231H224V229H223V232H224V237L227 239V240H229L228 241V243H227V240L225 239V241H226V243L229 245V246H231V247H234L235 249H237V250H239L240 248H241V246H243V239H245V238H249V234H251L252 235V232H253V235H254V237L255 238H257L260 242L264 239L263 238V231H261L262 229H260L261 227H258L257 225L255 226V223H254V226H250V227H246V226H241V225H239V224H236V223H232V213H234L235 211H237V212H235V213H244L245 214V212H243L244 210H248V209H250V210H248V211H251V202H250V208L247 206V208L246 207H242V208H244L243 209V211L242 210H239V209H242L241 208V206L239 205V202L242 204L243 203V200H247V201H250V199H248L247 197V199H244L245 198V196H244V198H242L241 197V199H243L242 201H241V199H239L238 198V196L235 194V196H234V193H231V191L232 192H234L233 191V189L231 188L230 190H228V188L226 187ZM256 186V187H255ZM47 187V189H45ZM67 187V188H66ZM76 187V188H75ZM151 187H153V186H151ZM151 187H150V189H151ZM227 188V190L229 191V193L227 192V190H226V188ZM2 188V189H1ZM54 188H57V190L56 189H54ZM70 188H72V190L74 191H72V190H69ZM146 188H148V189H146ZM154 188V187H153ZM155 188H156V186H155ZM38 189V190H37ZM65 189H67V191L65 190ZM61 191L62 190V192H59V191ZM66 192H65V191ZM69 190V191H68ZM75 190H77V193H76V191ZM221 190V191H222ZM79 191V192H78ZM121 191V190H120ZM152 191H154V192H152ZM43 192H45V194L43 193ZM123 192H125V193H123ZM214 192H216V193H214ZM225 192V193H224ZM71 193V194H70ZM80 193H82L80 196H82V197H84V199H82V198H79V194ZM122 197H123V199H125L124 197H126V195L127 196H130L129 194H128V192L125 190V189H122ZM78 194V195H77ZM124 194H125V196H124ZM150 194H151V196H150ZM253 194V195H254ZM1 195V194H0ZM2 195V196H3ZM84 195V196H83ZM221 196L223 199H219V200H221V201H219L218 200V197L219 196ZM231 195H233V197H231ZM1 196V197H2ZM78 196V197H77ZM137 199H135V198ZM221 197H219V198H221ZM236 197V198H235ZM73 198V199H72ZM217 198V199H216ZM16 199V200H15ZM156 199V200H155ZM231 199V200H230ZM239 201H237V200ZM261 199V201H263ZM12 200V201H13ZM92 200V199H91ZM225 200H227V198H225ZM259 200V199H258ZM89 202V203H87V202ZM117 201V200H116ZM138 201V202H137ZM176 201L178 202V203H180V201H181V203H180V205H184V206H186V207H188L189 205V203H188V201H187V203H186V199H184V198H177L176 197ZM238 205V206H240V208L239 209H237V208H235V205L236 204H234V202ZM244 201V202H245ZM247 201H246V203L245 204H247ZM261 201H259V202H261ZM115 202V201H114ZM183 202L184 203H186V204H183ZM221 202V203H220ZM222 202H224L223 204H222ZM230 202H231V204H230ZM258 202V201H257ZM264 202V201H263ZM263 202H261V203H263ZM118 203H119V201L117 202V207H118V211H120L121 209H123L122 207V205H121V207H120V205H118ZM134 203V205L136 206V204ZM261 203H260V205H261ZM25 206H24V205ZM92 204L94 205V207L92 206ZM116 204V203H115ZM132 204H133V202H132ZM145 204H147V205H145ZM216 204H218V205H216ZM244 204V203H243ZM242 204V206H244ZM258 204V203H257ZM27 205H28V208H29V210H28V208H27ZM32 205V206H31ZM96 205H97V208H96ZM112 205H114V203L112 204ZM111 205V206H112ZM139 203L137 204V206L136 207H138V208H140L139 206ZM220 205V206H219ZM225 205V206H224ZM36 207V209H38L37 211H32V212H30V207H33V209H35V207ZM109 208H108V207ZM221 206H223L224 207V209L223 208H221ZM246 206V205H245ZM261 206H264L263 204L261 205ZM46 207H48V209H46ZM92 207V208H91ZM102 207V208H101ZM116 207V205L114 206V208ZM117 207L115 208V209H117ZM146 207H144L145 209H146ZM221 209H220V208ZM237 207V206H236ZM78 208V209H77ZM85 208V209H84ZM106 210H105V209ZM212 208V207H211ZM226 208V209H225ZM246 208V209H245ZM35 209V210H36ZM55 210V211H49V215L51 214V213H53V214H55L54 216H52L53 214H51L50 216L48 215V216H46V215H44L43 214V216H42V212H44L45 213V211L47 212V210ZM111 209L113 210V208L111 207ZM188 209V211H190V212H193V209H192V206H190L189 208H187ZM262 209H264V207H262ZM32 210V209H31ZM39 210H43V211H39ZM45 210V211H44ZM110 211L111 213H112V215H113V217L114 218H116L117 217V215H116V212H117V210H115L116 212H114V210L113 211ZM150 210H148V211H150ZM192 210V211H191ZM230 212H228V211ZM246 210V211H247ZM21 212H22V210H20ZM226 211V212H225ZM20 212V213H21ZM60 216H57V214ZM211 212H213V213H216V212H214V209L212 208V211ZM30 213H32V216H31V214ZM225 213V214H224ZM22 214V213H21ZM46 214V213H45ZM48 214V213H47ZM41 215V216H40ZM224 215V216H223ZM62 216V217H61ZM251 216V215H250ZM64 217V218H63ZM254 219H256V216L254 215ZM62 218V219H61ZM71 219V221H72V219H73V224H72V222L69 220V219ZM231 220H230V219ZM252 218H253V216H252ZM69 220V221H68ZM234 220V219H233ZM65 221H67V222H65ZM77 221V223L75 224L74 222H76ZM70 222V223H69ZM229 223H231L232 224V229H230V226H229ZM75 224V225H74ZM216 225H218V227H221V225L219 226V224H217V223H215ZM235 224V226H233ZM237 225V226H236ZM73 226H71L72 228H73ZM240 226V227H239ZM70 227V228H71ZM77 227H78V224H77ZM229 227V228H228ZM236 227V228H235ZM238 227V228H237ZM258 227V228H257ZM239 229V228H241V230L240 231H242V233L243 234H241L240 233V231L239 230H237L236 231V233H234V229ZM77 229V228H76ZM78 229H79V227H78ZM246 229V230H245ZM251 230L252 231V229H253V231L250 233V232H248V230ZM233 232H232V231ZM243 230H245L246 231V233H245V231L243 232ZM227 233L229 234V235H232V237L231 236H229V235H227ZM248 234V235H247ZM233 236H235V237H233ZM238 237V238H237ZM240 237H242L243 239H241ZM231 238H232V240H231ZM237 240H236V239ZM234 239V240H233ZM231 245H230V244ZM262 244V243H261ZM239 248V249H238ZM204 251V250H203ZM237 261V260H236ZM241 261V260H240ZM242 262V261H241ZM255 262V261H254ZM238 263H239V261H238ZM238 263H236V264H238ZM259 264H260V262H258ZM257 262H256V264H258ZM244 264V263H243Z\"/></svg>","mask_w":264,"mask_h":264}]
</instances>
